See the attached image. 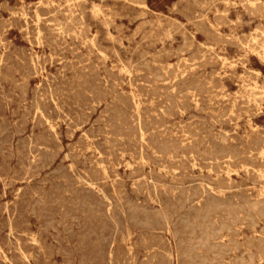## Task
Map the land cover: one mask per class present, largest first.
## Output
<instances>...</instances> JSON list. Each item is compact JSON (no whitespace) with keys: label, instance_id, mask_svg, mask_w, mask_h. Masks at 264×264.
<instances>
[{"label":"rangeland","instance_id":"374dc122","mask_svg":"<svg viewBox=\"0 0 264 264\" xmlns=\"http://www.w3.org/2000/svg\"><path fill=\"white\" fill-rule=\"evenodd\" d=\"M38 1L39 0H0V4H1L0 5V31H1L0 32V59H1L0 62L3 61L2 63H0V84H1V86H0V149H1V151H0V158H1V160H0V172H1V174L3 173L0 176V178H1L0 179V204L2 205V207H0V224H1L0 229L2 228L0 230V254H2L0 256L1 257L0 258V264H2V263L3 264H20V263L21 264H50V263L51 264H61V263L62 264H87V263L93 264L94 262L97 264H105V263L106 264H153V263L161 264L162 262H163L162 264H180V263L186 264L185 261H189L192 257H193V261L191 259L189 262H187V264H191V263L192 264H204V263L207 264V262L209 264H220V262H221V264H222L223 260H225V259L226 260L224 261L223 264H245L246 261H247V263L249 262L248 264H264V261L261 262L259 260V257H260L259 253L261 250H263V247H264V234H263L264 233V224H263L264 223V217H263L264 215H260L264 212V210H262V209H264V176H263L264 175V152H263L264 151V122H263L264 121V91H263L264 90V80H263L264 79V58L261 59L264 56V53H263L264 48H261V47H264V33H263V31H264V14H263V12H264V9H263L264 0H246V1L245 0H131L132 2H130L129 0H84V1L81 0L80 3H78L79 0H70V1L69 0H46V1L41 0L42 2L41 1L38 2ZM228 1L230 2V4ZM70 2H71V4H70ZM133 2H135V3H133ZM258 2H259V4H258ZM261 2H263V3H261ZM44 3H46V4H44ZM54 4H55V6H54ZM66 4H67V6L65 8L64 6ZM81 4H82V6H81ZM256 4L259 5L260 8L258 6H255ZM260 4H261V6L263 5V7H261ZM6 5H7V8H6ZM92 5H94V6H92ZM10 6H11V8H10ZM50 6H52L51 9H48V8H50ZM39 7H41V9ZM96 7H99V8H96ZM251 7H253L254 11L256 10L257 12L256 11L254 12ZM30 8H31V10H30ZM57 8H58V10H57ZM61 8H62V10H61ZM79 8H81L82 11ZM74 9H76V10H74ZM93 9H95V10H93ZM260 9H261V12H260ZM50 10H52V11L54 10V11L52 12ZM65 10H67V11H65ZM258 10H259V12H258ZM72 11L74 12V15H73ZM250 11L253 13H251ZM31 12L33 15L31 14ZM75 12H76V14H75ZM91 12H93V13H91ZM141 12H143V13H141ZM56 14H58V15L56 16ZM36 15H38L39 19L37 18ZM29 16H31V18ZM51 16L54 18V20ZM41 17L44 19H42ZM28 19L30 20L29 22H28ZM230 19H231V21H230ZM61 20H63L64 23L61 22ZM74 20H76V21L74 22ZM4 21L6 24L4 23ZM18 21H19V23H18ZM202 21H203V23H202ZM57 23H59V25ZM66 23H68V24H66ZM76 23H78V24L76 25ZM30 24H31V26H30ZM5 25L7 27H5ZM43 25H44V27H43ZM66 25H68V26H66ZM88 25H90V27ZM205 25L208 27H206ZM260 26H261V28H260ZM47 27L49 29H51L50 32L48 31L49 29ZM19 28L20 29L22 28L21 31ZM83 28H84V31H83ZM54 29H55V34L52 35L54 33ZM60 29H62V30H60ZM65 30L67 31V33L64 32ZM257 31H259L258 34H257ZM78 32H80V33H78ZM216 32H218V33H216ZM254 32H255V34H254ZM83 33L85 34V36ZM259 33L261 34V36ZM39 34H41V35H39ZM217 34H219V37ZM251 34H253V35H251ZM32 35H34V36H32ZM72 35H74V37H72ZM89 35H90V37H89ZM242 35H244V36H242ZM57 36H59V37H57ZM257 36H259V37H257ZM63 37H66L67 39L66 38L62 39ZM80 37H82V38H80ZM237 37H238V40H237ZM241 37H243V38H241ZM260 37H261V39H260ZM244 38H245V40H244ZM3 39L5 42L3 41ZM30 39H31V41H30ZM58 39H60V41ZM232 39H236L235 44L232 42L230 43L229 40L234 42V40H232ZM252 39H253L254 43L252 42ZM256 39H258V41ZM44 40H45V42H44ZM116 40H120V41H116ZM1 41H3L5 44L2 43ZM83 41L84 42L86 41V42L84 43ZM119 42H121V43H119ZM38 43H39V45H38ZM65 43L66 44L68 43L69 47L67 45H65ZM80 43H81V45H80ZM205 43H208V44H205ZM244 43H246V44H244ZM50 45H51V47H49ZM90 45H91V48H90ZM17 46H19V47H17ZM254 46H255V49L253 48ZM15 47H16V50H18V51L15 50ZM207 47H209V48H207ZM247 47H249V48H247ZM19 48H20V50H19ZM210 49H212V51L214 53H212V51ZM61 50H62V52H61ZM168 51H170V52H168ZM24 52H25V56H24ZM79 52L81 53V55ZM28 53H29V55H26ZM95 53H96V55H95ZM156 53H158V54H156ZM191 53H192V55H190ZM207 54H208V56H207ZM215 54H216V56H215ZM63 55H66V57L68 59V60L67 59L66 60H67V62L69 61L68 62L69 64H67L66 60H64L66 57H63ZM71 55H74V56H72L73 58H71ZM197 55L198 56L201 55V57L198 58ZM204 55H205V57H204ZM29 56L31 58H29ZM59 56H61V57H59ZM181 56H182V58H181ZM189 56H190V59H189ZM57 57L59 59H57ZM47 58H48V60H47ZM55 58L57 60H55ZM79 58H81V59H79ZM223 58H225V59H223ZM69 59H71V60H69ZM74 59L76 62L74 61ZM177 59H178V62L176 61ZM184 60H186V61H184ZM189 60H192V61H189ZM204 60H205V62H208V63H205ZM35 61H36V64H35ZM54 61H56V62H54ZM97 61H99L100 63L99 62L97 63ZM174 61H175V63H174ZM201 61H203V62H201ZM64 63H66V64H64ZM71 63H72V65H71ZM182 63L187 68L184 69ZM62 64H64L65 66ZM141 64H142V66H140ZM25 65H27V66H25ZM77 65H78V67L80 66L79 69L77 68ZM163 65H164L165 70L163 68ZM180 65H182V66L179 67L180 68L179 69L178 66H180ZM34 66H35V68H34ZM69 66H70V68H68ZM82 66H84V68H85L84 70L82 69ZM137 66H138V68H137ZM149 66L155 72V74H154V72L152 71V73L154 75L149 71V69H150ZM152 66L155 67L156 69L155 68L153 69ZM170 66H171V70L169 68ZM221 66H222V68H221ZM13 67L16 69H14ZM92 67H93V69H91ZM73 68L75 70H73ZM174 68H177V69H174ZM190 68H192V69L194 68V69L192 70ZM31 69H33V70H31ZM86 69L88 72H86ZM216 69H217V71H216ZM7 70H8V73H7ZM163 70L166 72H164ZM172 70H174V71H172ZM82 71H84V74L82 73ZM143 71L146 73H144ZM232 71H233V75L231 74ZM244 71H245L246 75L244 74ZM252 71H254V72H252ZM23 72H24V74H23ZM73 72H74V74H73ZM116 72H117V74H115ZM171 72H173V73L175 72V73L173 74ZM143 73H144V75H143ZM158 73H159V75H158ZM47 74H49L50 77ZM56 74H58V76ZM63 74H65V75H63ZM96 74H97V76H95ZM179 74H180V76H178ZM247 74H249V75H247ZM80 75H82L83 77H81ZM138 75H140V76H138ZM193 75L195 76V78ZM27 76H28V78H26ZM98 76L99 77L101 76L100 78L102 80H99L100 78H98ZM115 76H117V77H115ZM254 76H255V79L253 78ZM66 77H68V78H66ZM109 77H110V79H109ZM123 77L124 78L126 77V78L124 79ZM190 77L192 80L190 79ZM196 77H198V78H196ZM240 77H242V78H240ZM9 78H11V79H9ZM59 78H61V79L59 80ZM117 78L120 80H118ZM135 78H137V79H135ZM165 78H167V79H165ZM202 78H204V79H202ZM244 78H245V80H244ZM68 79H70L72 81H69ZM97 79H98V81H97ZM131 79H132V81H131ZM147 79L149 80L148 81L149 83L146 82ZM153 79H156V80H153ZM205 79H206V81H205ZM241 79H243V82ZM86 80H88V81H86ZM165 80H167V81H165ZM55 81H56V83H55ZM62 81H63V83H62ZM77 81H79V82H77ZM100 81H101V83H100ZM152 81H156V84ZM175 81H177V82H175ZM192 81L194 84H191ZM8 82H9V84H8ZM109 82H111L113 85L109 84ZM134 82H136V83H134ZM167 82H169V83H167ZM187 82H190V85L187 86V84H188ZM12 83H13V85H12ZM64 83H67V84L64 85ZM78 83L79 84L82 83V84L79 85ZM83 83H84V85H83ZM96 83H98L99 86L95 85ZM102 83L104 84V87H103ZM125 83H128L129 85L125 84ZM199 83H200V85H199ZM238 83H239V85H238ZM91 84L92 85L94 84L93 85L94 87ZM169 84H170V86H169ZM209 84H211L212 86L208 87ZM37 85H38V87H36ZM100 85L102 86V88ZM140 85H142V87H140ZM143 85L145 87H143ZM255 85H256V87H255ZM17 86H19V87L17 88ZM69 86H71V87H69ZM85 86H87V88ZM95 86H97V87H95ZM146 86H148V87H146ZM189 86H191V87H189ZM13 87H14V89H13ZM64 87H66V88L68 87L67 88L68 91H66L67 89ZM153 87H155V88H153ZM156 87L158 90L156 89ZM25 88L27 89V91ZM103 88H105V89H103ZM151 88H152V90H151ZM51 89L53 92L51 91ZM71 89L73 91H71ZM122 89L124 91L126 90L125 91L126 93ZM43 90H44V92H43ZM81 90L83 92H81ZM89 90H90V92H89ZM145 90H146V92H145ZM150 90H151V92H150ZM170 90H171V92H170ZM198 90L201 92H198ZM93 91H95V93L97 94L96 97H94L96 94ZM148 91H149V93H148ZM164 91H166V93L161 94V92L164 93ZM167 91H168V93H167ZM181 91H182V93H181ZM209 91L210 92L213 91V92L210 93ZM236 91L237 92L239 91V94ZM14 92H15V94H14ZM78 92H80V93H78ZM185 92H186V94H185ZM52 93L55 95H53ZM115 93L120 98L119 97L117 98L116 97L117 95H115ZM151 93L152 94L154 93V94L152 95ZM244 93H246V94L243 95ZM91 94H92V96H90ZM182 94H184L185 96L184 95L182 96ZM196 94H198V95H196ZM229 94H230V96H229ZM241 94L244 97L241 96ZM247 94L248 95L250 94V95L248 96ZM158 95H160L162 97L164 95H167V96L164 99V97L162 98ZM193 95H195V97ZM121 96L124 98H122ZM168 96H170V97H168ZM204 96L207 99L204 98ZM89 97L90 98L93 97V99H90ZM103 97H105V98H103ZM212 97L213 98L215 97V98L212 99ZM254 97H256L257 99ZM185 98H187V100H189L190 103L191 102H193V103H191V105H190V103H188V105H187V103H186L187 100ZM221 98H223V99L221 100ZM229 98L231 99L230 101H229ZM24 99H25V101H24ZM78 99L83 103V105L82 104L80 105L81 102ZM85 99H86V101H85ZM118 99H121L122 101H120V100L118 101ZM166 99H168V101ZM210 99L212 100V102ZM61 100H62V102H61ZM94 100H97V101L100 100V101L96 102ZM102 100H104V101H102ZM159 100H161V101H159ZM162 100H164L165 104ZM55 101L57 103H54ZM171 101H174V102L172 103ZM216 101L218 104L216 103ZM6 102H8V103H6ZM70 102H71V104H70ZM136 102H137V104H136ZM170 102L175 107L172 106L170 104ZM183 102H185V103H183ZM43 103H44L45 107L42 105ZM58 103H59V105H58ZM96 103H98V104H96ZM130 103H132L133 105H131ZM241 103H243V104H241ZM252 103L254 105L253 108L251 107ZM31 104H33L36 108ZM153 104H155V105H153ZM158 104H159V106H158ZM161 104L165 105L164 106L165 108H163V106ZM210 104L211 105L214 104V105L211 106V108H210ZM107 105H108V108H107ZM115 105H117L118 107ZM207 105H208V107H207ZM237 105H238V107H237ZM143 106H145L144 107L145 110L142 109ZM154 106H156V107H154ZM64 107H66V108H64ZM71 107H73L74 109ZM112 107H114L113 110L111 109ZM23 108H24V110H23ZM26 108H28V109L26 110ZM67 108H68V110H67ZM137 108L139 110H137ZM152 108H156V109H152ZM168 108H171V109H168ZM245 108L248 110L246 111ZM88 109H90V110H88ZM114 109H116V110H114ZM205 109H207V111ZM11 110H13V111H11ZM29 110L31 113L28 112ZM51 110H52V112H51ZM77 110H79V111H77ZM130 110H131V112H130ZM149 110H150V112H149ZM214 110H216V111H214ZM142 111H143V113H142ZM171 111H172V113H170ZM178 111H179V113H178ZM221 111L223 113H221ZM231 111H233L234 113ZM235 111L238 113H236ZM242 111L245 114L242 113ZM35 112H37L38 114ZM173 112H175L176 114ZM182 112H183V114H181ZM211 112H213V113H211ZM252 112L254 113L253 115H251ZM11 113H12V115H11ZM130 113H131V115L132 114L133 115L131 116ZM150 114H152L151 117H149ZM28 115L30 117H28ZM45 115L46 116L48 115V116L46 117ZM99 115H101V118ZM107 115H110V117ZM111 115H113V116H111ZM115 115H117V116H115ZM135 115H137L138 120L135 118L136 117ZM158 115H159V117H157ZM193 115H194V117H193ZM215 115H218V116L221 115V117L220 116L218 117ZM63 116H65V117H63ZM125 116H126V118H124ZM129 116H130V118H129ZM163 116H164V118H163ZM143 117L144 118L146 117V120ZM154 117H155V119H154ZM39 118H42V119L39 120ZM60 118H61V120L59 121ZM78 118H79V120H78ZM87 118H88V120H87ZM34 119H35V121H34ZM97 119L99 120V122H97L98 121ZM108 119H111V120L108 121ZM5 120H6V122H5ZM132 120H134V121H132ZM143 120H145V121H143ZM152 120L155 123H152L153 122ZM156 120H157V122H156ZM168 120H169V122H168ZM114 121L117 122L118 125ZM150 121H151V123H150ZM218 121H220V122H218ZM56 122L60 126L57 125ZM76 122H78V123H76ZM96 122H97V124H96ZM113 122H114V124H113ZM120 122H122V123H120ZM127 123L128 124L130 123V124L128 125ZM136 123H138V125ZM185 123H187V125H189V127L188 126L185 127L186 125L185 126L183 125ZM200 123H201V125H200ZM78 124H80V125L77 126ZM81 124H83V125H81ZM102 124H103V126H102ZM180 124H181V127H179ZM194 124H195V126L196 125L197 126L199 125V126L195 127ZM90 125H92V126H90ZM126 125H128V126H126ZM144 125H147V126L145 127ZM203 125L206 128H204ZM117 126H120V128L122 130L120 131V129H117L116 128ZM121 126H123V127H121ZM154 126H156L155 129H154ZM191 126H192V128H191ZM3 127L4 128L7 127V128L3 129ZM15 127L18 128V130H20V131L16 130ZM89 127H91V128L89 129ZM100 127L103 129H101ZM107 127H109V128H107ZM144 127H145V130L143 129ZM43 128H44V130H42ZM166 128H169V129L166 130ZM186 128L190 131H188ZM196 128H198V129H196ZM200 128H204V130L203 129L200 130ZM219 128H221L222 130ZM262 128H263V130H262ZM65 129H66V131H65ZM85 129H87L88 135L85 134L86 133ZM114 129L119 130L124 135L121 134L119 131L117 133V130H115V132L112 131ZM182 129H186L188 132L186 130H182ZM2 130H4V131H2ZM32 130H33V132H32ZM46 130H48V132ZM103 130H104V132H103ZM107 130L109 132H107ZM124 130H127V131H124ZM157 130H159L160 133ZM164 130L167 133H165ZM129 131H130V133H129ZM194 131L196 133H194ZM257 131H258V133H257ZM17 132H19V133H17ZM64 132H66V133H64ZM156 132H158V133H156ZM184 132L186 133V135ZM209 132L211 134H209ZM111 133H116V134H111ZM179 133H181V135ZM220 133H221V135H220ZM250 133L253 135H251ZM254 133H256L257 137ZM12 134H14V135H12ZM120 134H121V136H120ZM131 134L133 137H131ZM176 134H177V136H176ZM191 134H192V136H191ZM49 135H51V136H49ZM115 135L117 137H115ZM142 135H145V136L143 137ZM194 135H196L197 138ZM201 135L203 136V138ZM239 135H241V136L239 137ZM82 136H84V137H82ZM98 136H99V138H98ZM186 136H187V138H183ZM210 136H211V138H210ZM251 136L252 137L254 136V137L250 138ZM103 137H104V139H103ZM160 137H162V138H160ZM128 138H129V140H128ZM136 138L137 139L139 138L138 141L135 140ZM158 138H159V140H158ZM181 138H183L184 140ZM237 138L239 140H237ZM2 139H3V141H2ZM10 139H12V140L10 141ZM22 139H24V140H22ZM58 139H59V141H58ZM83 139H85V142ZM162 139L164 141H162ZM199 139H200L201 143L198 142ZM96 140L99 141V143H97ZM156 140H158V141H156ZM171 140H172V142H171ZM176 140H178L177 144H175ZM8 141H9V143H8ZM38 141L39 142L41 141V143H39ZM43 141H45V142H43ZM47 141H48V143H47ZM114 141H115V143H114ZM165 141H167L166 144H168V146L165 144ZM173 141H175V142L173 143ZM202 141H203V143H202ZM157 142H158V144H157ZM214 142H217L219 145L217 143H214ZM49 143H50V145H49ZM53 143L54 144L56 143V144L54 145ZM85 143L87 146L85 145ZM163 143L165 144V146ZM172 143L175 144V146L172 145V147H170ZM229 143H230V145H227ZM248 143L251 145H248ZM26 144H28V145H26ZM66 144H67V146H66ZM72 144H74V145H72ZM78 144H79V146H78ZM80 144H83V145H80ZM123 145L125 146V149H124ZM158 145H159V147L161 146L160 150L162 148L165 150L159 151ZM196 145H197L198 149H197ZM212 145H214V147ZM223 145H225V146H223ZM166 146L169 148H166ZM20 147H21V149H20ZM93 147H94V150H93ZM97 147H100V148L97 149ZM117 147L119 148V150ZM193 147H194V149H193ZM30 148H31V150H30ZM34 148H37V150ZM68 148L71 150H69ZM101 148H103V150ZM109 148H110V150H109ZM173 148H176V149H173ZM211 148H212V150H211ZM214 148H215V150H214ZM233 148H234V150H233ZM4 149H7V150H4ZM44 149H45V151L43 154L42 152ZM150 149H152V150H150ZM203 149H205V152ZM229 149H230V151H228ZM52 150L55 153H52ZM82 150H83V152H82ZM99 150L102 152H99ZM112 150H114L115 152L114 151L111 152ZM130 150L132 152H130ZM137 150L139 151L140 154L138 153ZM106 151L108 153H106ZM207 151L208 152L211 151V152L208 154ZM256 151H258V152H256ZM134 152H136V153H134ZM164 152H167V153H164ZM229 152H230V154H229ZM248 152L250 153V156H252V157L249 156ZM45 153H47V154H45ZM76 153H78L77 154L78 156L76 155ZM82 153H83V155H82ZM131 153H133V154H131ZM216 153L219 157L216 155ZM49 154L51 157L49 156ZM243 154H245L246 156ZM65 155H67V156H65ZM84 155H85V157H84ZM165 155H166V157H165ZM173 155H175V156H173ZM214 155H216V156H214ZM241 155H243V156H241ZM40 156H41V158H40ZM75 156H77V157H75ZM114 156H116V157H114ZM190 156H192V157H190ZM197 156L198 157L200 156V157L198 158ZM211 156L214 157L215 160H213ZM234 156H236V157H234ZM254 156H255V158H254ZM73 157H75V158H73ZM185 157H186V159H185ZM217 157L221 160L219 161V159H217ZM27 158H28V160H27ZM37 158L41 159V160H37ZM114 158H115V160H114ZM5 159L8 161H6ZM30 159H32V160H30ZM104 159H105V161H104ZM122 159H124V161H122ZM88 160L90 162H88ZM119 160H121V162ZM1 161L3 162V164L1 163ZM113 161L114 162L116 161V163H114ZM126 161L128 164L130 162L131 163L128 165L126 163ZM6 162H8V163H6ZM43 162H45V163H43ZM93 162L95 163V165L92 164ZM143 162H146V164ZM216 162H218V163H216ZM238 162H240V163H238ZM36 163H37V165H36ZM132 163H134L133 166H132ZM191 163H193V164H191ZM45 164H47V165H45ZM48 164H49V166H48ZM116 165H117V167H116ZM178 165H180L182 168ZM235 165L238 167H236ZM246 165H247V167H246ZM258 165H260V166H258ZM22 166H24V167H22ZM56 166H58V167L55 168ZM115 167L117 169H115ZM137 167L139 168V170H137L138 169ZM140 167H142V170L140 169ZM158 167L160 169H158ZM207 167H209V168H207ZM252 167H254V168H252ZM220 168H223V169H220ZM4 169H6V171ZM60 169H62V170H60ZM114 169H115V171H114ZM210 169H212L213 171ZM237 169H238V171H237ZM90 170L92 173H90ZM93 170H95V171H93ZM109 170H111V171H109ZM173 171L176 174V176H172V175H175L173 173ZM219 171H220V173H219ZM246 171H247V173H246ZM48 172L50 173L49 176L47 174ZM95 172L97 175L94 174ZM130 172L133 174V176H130L131 175ZM135 172H137V173H135ZM255 172L258 174L256 175ZM259 172H260V174H259ZM51 173L54 175H52ZM65 173L68 175L62 176V175H65ZM115 173H118V175H119V176L117 175L118 178L115 177L116 176ZM12 174H13V176H12ZM20 174H21V176H20ZM29 174H30V176H29ZM191 174H192V176H191ZM17 175H18V177L19 176L20 177L18 178ZM36 175H38V176H36ZM58 175L61 177H59ZM71 175H72V177H71ZM113 175H114V177H113ZM78 177H79V179H78ZM11 178H13V179H11ZM115 178L118 179V181L120 182L121 185H119L118 181ZM174 178H175V180H174ZM51 179H52V181L53 180L54 181L52 182ZM112 180L114 182H112ZM227 180L229 182H227ZM47 181H49L50 183ZM68 182L72 185H70ZM79 183H81V184H79ZM131 183H133V185ZM138 183H140V184H138ZM157 183H159V184H157ZM73 184H75V185H73ZM138 185H140L141 189L143 187L145 189L144 188L142 190L139 189ZM64 187H65V189H64ZM96 187H98V188H96ZM23 188H25V189H23ZM183 189H184V194H183ZM59 190H61V191H59ZM70 190H71V192H70ZM80 190H83V192ZM101 190L103 193L104 192L105 193L103 194L101 192ZM158 190H159V192H158ZM186 190H187V192H186ZM202 190H203V192H202ZM34 191L36 192V194ZM54 191L56 193H58V195L56 194L58 196V198L59 197L61 198V196H62L63 199L61 198V199L57 200V197L55 196ZM88 191H89V193H88ZM91 191H92V193H91ZM31 192H33V193H31ZM157 192L160 195H158ZM231 192H232V194H231ZM28 193H30V194H28ZM59 193H62V194H59ZM169 193H171V194L169 195ZM15 194H17V195H15ZM92 194H94V195H92ZM220 194H222L223 197H221ZM90 195H91V197H90ZM105 195L107 198L105 197ZM31 196H32V198H31ZM87 196H88V198H87ZM98 196H99V198H98ZM191 196L195 200L191 199L192 198ZM214 196H216L215 202H214V199H215ZM29 197L31 198V201H27V200H30ZM67 197H69V199ZM127 197L129 198L128 200H127ZM175 197H177V199ZM182 197H184V198H182ZM53 198L55 200H53ZM112 198H114V199H112ZM202 198H204V199H202ZM217 198H219V199H217ZM224 198L226 200H228V199L229 200L226 201ZM21 199H23V200H21ZM65 199H66V202L64 201ZM148 199H150V200H148ZM153 199L155 200V202ZM89 200H91V201H89ZM146 200H148V201H146ZM9 201H10V203H9ZM59 202L61 204H59ZM86 202L89 206L86 204ZM90 202H92V204ZM122 202H123V204H122ZM126 202H127V204H126ZM133 202L134 203L136 202L137 205H136V203L133 204ZM195 202H197V203H195ZM209 202H211V203H209ZM249 202H251V203H249ZM259 202L260 203L263 202V203L260 204ZM64 203H65V205H64ZM178 203H180V204H178ZM247 203H249V204L247 205ZM68 204L70 206H67ZM128 204L132 205V208ZM206 204H207V206H206ZM126 205H127V207H126ZM181 205H183L184 207ZM218 205H219V207H218ZM52 206H53V208H52ZM61 206H63V207H61ZM77 206H79V207L77 208ZM190 206H192V207L190 208ZM203 206H205V207H203ZM249 206H251V207H249ZM262 206H263V208H262ZM84 207H86V208H84ZM89 207H91V209ZM100 207H102L104 209H101ZM119 207H121V208H119ZM136 207L137 208L140 207V208L137 209ZM239 207H241V208H239ZM126 208L131 209L130 212ZM255 208H256V210H255ZM55 209H57V210H55ZM193 209H195V210H193ZM206 209H209V210H207L208 212H206ZM235 209H237V210H235ZM260 209L262 210V212ZM1 210L3 213L1 212ZM39 210H40V212H39ZM52 210H54V211H52ZM139 210H141V211H139ZM259 210H260V212H259ZM79 211H81V212H79ZM147 211H148V214H150V215L152 214L151 215L152 217L150 215H147ZM153 211L155 213H157V215ZM186 211L189 213H187ZM238 211H239L240 215H239ZM246 211L248 212V214ZM54 212H55V214H54ZM115 212H116V214H115ZM184 212L186 213V217H185ZM232 212H233V214H232ZM67 213H68V215H67ZM89 214H90V216H89ZM206 214H207V216L209 215L208 218L211 217L212 220H207L208 218H207ZM221 214H224L225 216H222ZM9 215H11V216H9ZM14 215H15V217H14ZM21 215H22V217H21ZM55 215H58V216H55ZM145 215H147V216L144 217ZM197 215H199L201 217H198ZM234 215H236V216H234ZM95 216H96V219H95ZM88 217H91V218H88ZM114 217H116V218L113 219ZM142 217H144V218H142ZM148 217H150V218H148ZM213 217H216V218H213ZM225 217H226V219H225ZM252 217H253V219H252ZM183 218H186V219L182 220ZM243 218H245V219L243 220ZM192 219H193V221H191ZM201 219H204V222H206V221L211 222V221H214V219H216L217 221L215 220L214 223L212 222V224L208 222V224H209L208 225L207 223H204ZM15 220H16L17 224H16ZM41 220H43V221H41ZM122 220H123L124 224L122 223ZM188 220L191 222H189ZM12 221H13V224H12ZM22 221H24L26 224ZM54 221H56L57 224ZM79 221H81L84 225H82V223ZM159 221H160V223H159ZM163 221H164V223H163ZM234 221H236V222H234ZM20 222H22V223H20ZM192 222H193V224H192ZM198 222H199V224L197 225ZM132 223H134V224H132ZM182 223H184L183 226H182ZM63 224H64V226H62ZM86 224L89 227H87ZM92 224L94 227L92 226ZM108 224H109V226H108ZM163 224H165L166 226ZM179 224L182 227L179 226ZM194 224H195V226H194ZM201 224H202V226H201ZM204 224H207V225H204ZM218 224H220L221 226ZM71 225H73V226H71ZM133 225H134V228H133ZM136 225H137V228L135 227ZM147 225L149 228L146 227ZM184 225H185V227H184ZM119 226H121V227H119ZM126 226H129V227H126ZM186 226L191 228V230ZM229 226H230V228H228ZM91 227L94 229H92ZM225 227L229 230H227ZM50 228H52L53 230ZM95 228L97 230H95ZM164 228L165 229L167 228V229L164 230ZM75 229H78L79 231L78 230L76 231ZM156 229H157V231H156ZM193 229H194V231H193ZM216 229L218 231H216ZM80 230L82 233L80 232ZM94 230L97 232H95ZM207 230H209L210 232ZM192 231L195 234L192 233ZM200 231H201V233L203 231V234H200ZM234 231H236V232H234ZM251 231H253V232H251ZM12 232H15V233H12ZM214 232L217 233V234H215V236H214ZM7 233H9V234H7ZM115 233H116V235H115ZM145 233H146V235H145ZM211 233H213L214 237L212 236ZM28 234L32 235V236L30 237ZM15 235H17L18 237H16ZM33 235H34V237H33ZM73 235H75V239H74ZM121 235L123 238H121ZM207 235H209V238ZM2 236L4 237L3 239H2ZM99 236H100V238H99ZM151 236L153 237V240L155 239L154 242H153ZM116 237L119 238V240L120 239L121 240L119 241ZM178 237H179V241H178ZM181 237H182V239L180 240ZM187 237L192 241L190 242V240H188ZM229 237H230V241L228 240ZM33 238L34 239L36 238L35 239L36 241ZM62 238L64 240L66 239V241H64ZM79 238H82V239L84 238V239L81 240ZM89 238H91V239H89ZM114 238H116V241ZM128 238L130 241L127 240ZM163 238L165 240L163 243H161V241H163ZM197 238L198 239L200 238V239L198 240ZM69 239L72 241H70ZM85 239H87L86 242L84 241ZM140 239H142V240L144 239V240L142 241ZM148 239L149 240L151 239L150 242L147 241ZM234 239H235V241H231ZM19 240L21 242H19ZM29 241H31V242H29ZM79 241H80V243H79ZM187 241L190 243H188ZM207 241L209 244L206 243ZM216 241H217V243H216ZM22 242H23V244H22ZM200 242L201 243L204 242L203 245H201ZM220 242H221V245H219ZM245 242H246V244H245ZM20 243H21V245H20ZM82 243L84 244V246ZM210 243H212V244H210ZM232 243L235 244L236 246L233 245ZM9 244H10V246H9ZM56 244H58V245H56ZM190 244H192V245L194 244V246L192 247V245H190ZM207 244L210 247H208ZM21 246H25V247L23 248ZM146 246H147V248H149V250L146 248ZM150 246H151V249H150ZM168 246H169V248H168ZM188 246H190V248ZM197 246H198V248H197ZM108 247H109V249H108ZM153 247H154V249H153ZM213 247L216 249H214ZM155 248H156V250H155ZM162 248L163 249L167 248V249H164L166 252ZM186 248L190 251H187ZM195 248H196V250H195ZM209 248H211V249L213 248L214 251L212 249V251H213L212 252L211 249H209ZM7 249H9V250H7ZM23 249H25V250L23 251ZM44 249L46 250V253H45ZM184 249H186L185 252L183 251ZM208 249L210 251H208ZM228 249H230V250H228ZM85 250H88V251H85ZM116 250H118V251L116 252ZM218 250L222 251V252L225 250L224 254L227 253V255L226 254L224 255L222 252L217 253ZM227 250L229 251V253ZM159 251H161V252H159ZM175 251H177V252H175ZM253 251L255 254L253 253ZM118 252L120 254H118ZM182 252H184L185 254ZM186 252L188 255L186 254ZM194 252H196V253H194ZM202 252H204V253H202ZM241 252H242L243 256H242ZM29 253L31 255H29ZM108 254L110 256H108ZM113 254L115 255V257ZM155 254H157V255H155ZM170 254L171 255L173 254V255L171 256ZM199 254H201V255H199ZM252 254H253V256H252ZM95 255L96 256L98 255V256L95 257ZM135 255H137V256H135ZM154 255H155V258H154ZM189 255H190V257H189ZM203 255L205 257H203ZM222 255H224V256L221 258L220 256H222ZM248 255L250 257H248ZM31 256H34V257L32 258ZM75 256H76V258H75ZM157 256H159L160 258H158ZM170 256H171V258H170ZM196 256L197 257L199 256L201 258H197ZM209 256H211V259ZM214 256H215V258H214ZM94 257H95V259H94ZM177 257L178 258L180 257V259L182 257V259L180 260ZM242 257H243V259H242ZM111 258L114 260H112ZM123 258H125V259H123ZM133 258H135V260ZM151 258H152V263H151ZM168 258H170V260ZM183 258H186V260ZM218 258L220 260L221 259L222 260L219 262ZM239 258H241V259L239 260ZM250 258H252V260ZM159 259H161V260H159ZM163 259L164 260L166 259V260L164 261ZM171 259H172V261H171ZM197 259H198V261H197ZM209 259L212 261H210ZM24 260H25V262H24ZM93 260H94V262H93ZM146 260H150V261L147 262ZM182 260H183V262H182ZM140 261H141V263H139ZM202 261H203V263H202ZM40 262H42V263H40ZM211 262H213V263H211Z\"/></svg>","mask_w":264,"mask_h":264},{"label":"bare ground","instance_id":"6f19581e","mask_svg":"<svg viewBox=\"0 0 264 264\" xmlns=\"http://www.w3.org/2000/svg\"><path fill=\"white\" fill-rule=\"evenodd\" d=\"M39 1H41V0H39ZM39 1H38V2H39ZM42 1H43V0H42ZM42 1H41V2H42ZM45 1H46V0H45ZM69 1H70V0H69ZM80 1H81V0H79L78 3H80ZM83 1H84V0H83ZM129 1L132 2L131 0H129ZM245 1H246V0H245ZM6 2H7V1H6ZM36 2H37V1H36ZM58 2H59V1H58ZM64 2H65V1H64ZM71 2H72V1H71ZM71 2H70V4H71ZM228 2H229V1H228ZM235 2H236V1H235ZM251 2H252V1H251ZM54 3H55V2H54ZM76 3H77V2H76ZM133 3H135V2H133ZM253 3H254V2H253ZM261 3H263V2H261ZM28 4H29V3H28ZM38 4H39V3H38ZM44 4H46V3H44ZM82 4H83V3H82ZM82 4H81V6H82ZM173 4H174V3H173ZM229 4H230V2H229ZM247 4H248V3H247ZM258 4H259V2H258ZM0 5H1V4H0ZM36 5H37V4H36ZM39 5H40V4H39ZM79 5H80V4H79ZM241 5H242V4H241ZM248 5H249V4H248ZM45 6H46V5H45ZM54 6H55V4H54ZM54 6H53V7H54ZM66 6H67V4H66L64 7L66 8ZM92 6H94V5H92ZM245 6H246V5H245ZM250 6H251V5H250ZM252 6H253V5H252ZM255 6H258V7H259V5H257V4H256ZM260 6H261V4H260ZM15 7H16V6H15ZM26 7H27V6H26ZM36 7H37V6H36ZM42 7H43V6H42ZM51 7H52V6H50V8H48V9H51ZM73 7H74V6H73ZM258 7H257V8H258ZM261 7H263V5H262ZM6 8H7V5H6ZM10 8H11V6H10ZM34 8H35V7H34ZM37 8H38V7H37ZM37 8H36V9H37ZM39 8L41 9V7H39ZM44 8H45V7H44ZM96 8H99V7H96ZM173 8H174V7H173ZM251 8H252V10L254 11V8H253V7H251ZM259 8H260V7H259ZM259 8H258V9H259ZM71 9H72V8H71ZM79 9L81 10V8H79ZM263 9H264V7H263ZM10 10H11V9H10ZM13 10H14V9H13ZM15 10H16V9H15ZM17 10H18V9H17ZM22 10H23V9H22ZM22 10H21V11H22ZM28 10H29V9H28ZM30 10H31V8H30ZM57 10H58V8H57ZM61 10H62V8H61ZM67 10H68V9H67ZM67 10H65V11H67ZM74 10H76V9H74ZM93 10H95V9H93ZM223 10H224V9H223ZM36 11H37V10H36ZM41 11H42V10H41ZM50 11H52V10H50ZM53 11H54V10H53ZM53 11H52V12H53ZM81 11H82V10H81ZM97 11H98V10H97ZM255 11H256V10H255ZM255 11H254V12H255ZM29 12H30V11H29ZM38 12H39V11H38ZM48 12H49V11H48ZM63 12H64V11H63ZM63 12H62V13H63ZM68 12H69V11H68ZM224 12H225V11H224ZM250 12H251V11H250ZM256 12H257V11H256ZM258 12H259V10H258ZM260 12H261V9H260ZM262 12H263V11H262ZM33 13H34V12H33ZM50 13H51V12H50ZM72 13H73V15H74V12H73V11H72ZM91 13H93V12H91ZM141 13H143V12H141ZM220 13H221V12H220ZM251 13H253V12H251ZM31 14H32V12H31ZM75 14H76V12H75ZM96 14H97V13H96ZM263 14H264V12H263ZM32 15H33V14H32ZM47 15H48V14H47ZM57 15H58V14H56V16H57ZM59 15H60V14H59ZM66 15H67V14H66ZM79 15H80V14H79ZM92 15H93V14H92ZM105 15H106V14H105ZM138 15H139V14H138ZM219 15H220V14H219ZM36 16H37V18H38V15H36ZM44 16H45V15H44ZM26 17H27V16H26ZM29 17L31 18V16H29ZM34 17H35V16H34ZM51 17H52V16H51ZM67 17H68V16H67ZM102 17H103V16H102ZM224 17H225V16H224ZM11 18H12V17H11ZM14 18H15V17H14ZM41 18H42V17H41ZM52 18H53V17H52ZM57 18H58V17H57ZM95 18H96V17H95ZM201 18H202V17H201ZM38 19H39V18H38ZM42 19H44V18H42ZM80 19H81V18H80ZM101 19H102V18H101ZM101 19H100V20H101ZM225 19H226V18H225ZM228 19H229V18H228ZM15 20H16V19H15ZM17 20H18V19H17ZM53 20H54V18H53ZM53 20H52V21H53ZM191 20H192V19H191ZM191 20H190V21H191ZM226 20H227V19H226ZM29 21H30V20L28 19V22H29ZM75 21H76V20H74V22H75ZM98 21H99V20H98ZM230 21H231V19H230ZM31 22H32V21H31ZM33 22H34V21H33ZM61 22H63V20H61ZM79 22H80V21H79ZM139 22H140V21H139ZM139 22H138V23H139ZM4 23H5V21H4ZM18 23H19V21H18ZM37 23H38V22H37ZM55 23H56V22H55ZM63 23H64V22H63ZM63 23H62V24H63ZM80 23H81V22H80ZM80 23H79V24H80ZM100 23H101V22H100ZM161 23H162V22H161ZM202 23H203V21H202ZM204 23H205V22H204ZM5 24H6V23H5ZM8 24H9V23H8ZM12 24H13V23H12ZM28 24H29V23H28ZM31 24H32V23H31ZM31 24H30V26H31ZM45 24H46V23H45ZM53 24H54V23H53ZM57 24L59 25V23H57ZM66 24H68V23H66ZM77 24H78V23H76V25H77ZM83 24H84V23H83ZM83 24H82V25H83ZM15 25H16V24H15ZM39 25H40V24H39ZM85 25H86V24H85ZM85 25H84V26H85ZM106 25H107V24H106ZM136 25H137V24H136ZM19 26H20V25H19ZM23 26H24V25H23ZM40 26H41V25H40ZM40 26H39V27H40ZM66 26H68V25H66ZM66 26H65V27H66ZM88 26L90 27V25H88ZM205 26H206V25H205ZM205 26H204V27H205ZM257 26H258V25H257ZM5 27H7V26L5 25ZM43 27H44V25H43ZM45 27H46V26H45ZM85 27H86V26H85ZM206 27H208V26H206ZM206 27H205V28H206ZM47 28H48V27H47ZM63 28H64V27H63ZM66 28H67V27H66ZM79 28H80V27H79ZM137 28H138V27H137ZM256 28H257V27H256ZM260 28H261V26H260ZM19 29H20V28H19ZM21 29H22V28H21ZM21 29H20V31H21ZM23 29H24V28H23ZM31 29H32V28H31ZM31 29H30V30H31ZM40 29H41V28H40ZM45 29H46V28H45ZM48 29H49V28H48ZM73 29H74V28H73ZM230 29H231V28H230ZM262 29H263V28H262ZM1 30H2V29H1ZM42 30H43V29H42ZM50 30H51V29H49L48 31L50 32ZM60 30H62V29H60ZM75 30H76V29H75ZM108 30H109V29H108ZM43 31H44V30H43ZM83 31H84V28H83ZM90 31H91V30H90ZM214 31H215V30H214ZM229 31H230V30H229ZM0 32H1V31H0ZM56 32H57V31H56ZM64 32L67 33L66 30H65ZM69 32H70V31H69ZM258 32H259V31H257V34H258ZM27 33H28V32H27ZM38 33H39V32H38ZM78 33H80V32H78ZM84 33H85V32H84ZM84 33H83V34H84ZM216 33H218V32H216ZM250 33H251V32H250ZM263 33H264V31H263ZM263 33H262V34H263ZM1 34H2V33H1ZM23 34H24V33H23ZM32 34H33V33H32ZM34 34H35V33H34ZM51 34H52V33H51ZM54 34H55V29H54V33H53L52 35H54ZM70 34H71V33H70ZM228 34H229V33H228ZM245 34H246V33H245ZM254 34H255V32H254ZM259 34H260V33H259ZM39 35H41V34H39ZM87 35H88V34H87ZM168 35H169V34H168ZM217 35H218V37H219V34H217ZM248 35H249V34H248ZM248 35H247V36H248ZM251 35H253V34H251ZM22 36H23V35H22ZM32 36H34V35H32ZM63 36H64V35H63ZM78 36H79V35H78ZM84 36H85V34H84ZM106 36H107V35H106ZM231 36H232V35H231ZM237 36H238V35H237ZM242 36H244V35H242ZM260 36H261V34H260ZM23 37H24V36H23ZM54 37H55V36H54ZM57 37H59V36H57ZM72 37H74V35H72ZM89 37H90V35H89ZM89 37H88V38H89ZM184 37H185V36H184ZM226 37H227V36H226ZM229 37H230V36H229ZM250 37H251V36H250ZM257 37H259V36H257ZM257 37H256V38H257ZM2 38H3V37H2ZM5 38H6V37H5ZM64 38H66V37H63L62 39H64ZM80 38H82V37H80ZM83 38H84V37H83ZM86 38H87V37H86ZM93 38H94V37H93ZM241 38H243V37H241ZM247 38H248V37H247ZM247 38H246V39H247ZM56 39H57V38H56ZM66 39H67V38H66ZM84 39H85V38H84ZM258 39H259V38H258ZM258 39H256V40L258 41ZM260 39H261V37H260ZM7 40H8V39H7ZM10 40H11V39H10ZM58 40L60 41V39H58ZM70 40H71V39H70ZM92 40H93V39H92ZM185 40H186V39H185ZM232 40H234V42L231 41V40H229L230 43L232 42V43L235 44V43H236V42H235L236 39H232ZM237 40H238V37H237ZM244 40H245V38H244ZM249 40H250V39H249ZM256 40H255V41H256ZM3 41H4V39H3ZM3 41H1V42L4 43L5 41H4V42H3ZM30 41H31V39H30ZM40 41H41V40H40ZM40 41H39V42H40ZM56 41H57V40H56ZM62 41H63V40H62ZM114 41H115V40H114ZM116 41H120V40H116ZM159 41H160V40H159ZM225 41H226V40H225ZM241 41H242V40H241ZM44 42H45V40H44ZM83 42H84V41H83ZM85 42H86V41H85ZM85 42H84V43H85ZM183 42H184V41H183ZM205 42H206V41H205ZM226 42H227V41H226ZM245 42H246V41H245ZM249 42H250V41H249ZM252 42H253V39H252ZM48 43H49V42H48ZM54 43H55V42H54ZM87 43H88V42H87ZM119 43H121V42H119ZM171 43H172V42H171ZM175 43H176V42H175ZM242 43H243V42H242ZM253 43H254V42H253ZM4 44H5V43H4ZM10 44H11V43H10ZM10 44H9V45H10ZM40 44H41V43H40ZM89 44H90V43H89ZM203 44H204V43H203ZM205 44H208V43H205ZM244 44H246V43H244ZM247 44H248V43H247ZM6 45H7V44H6ZM6 45H5V46H6ZM38 45H39V43H38ZM65 45H67V46L69 47V44H68V43H67V44L65 43ZM80 45H81V43H80ZM96 45H97V44H96ZM99 45H100V44H99ZM183 45H184V44H183ZM183 45H182V46H183ZM209 45H210V44H209ZM240 45H241V44H240ZM14 46H15V45H14ZM62 46H63V45H62ZM67 46H66V47H67ZM76 46H77V45H76ZM101 46H102V45H101ZM182 46H181V47H182ZM187 46H188V45H187ZM207 46H208V45H207ZM8 47H9V46H8ZM17 47H19V46H17ZM49 47H51V45H50ZM74 47H75V46H74ZM77 47H78V46H77ZM94 47H95V46H94ZM123 47H124V46H123ZM22 48H23V47H22ZM26 48H27V47H26ZM75 48H76V47H75ZM75 48H74V49H75ZM90 48H91V45H90ZM98 48H99V47H98ZM102 48H103V47H102ZM205 48H206V47H205ZM207 48H209V47H207ZM247 48H249V47H247ZM253 48L255 49V46H254ZM261 48H264V47H261ZM23 49H24V48H23ZM23 49H22V50H23ZM29 49H30V48H29ZM48 49H49V48H48ZM50 49H51V48H50ZM259 49H260V48H259ZM15 50H16V47H15ZM19 50H20V48H19ZM33 50H34V49H33ZM57 50H58V49H57ZM59 50H60V49H59ZM68 50H69V49H68ZM68 50H67V51H68ZM75 50H76V49H75ZM101 50H102V49H101ZM168 50H169V49H168ZM186 50H187V49H186ZM205 50H206V49H205ZM210 50L212 51V49H210ZM248 50H249V49H248ZM252 50H253V49H252ZM3 51H4V50H3ZM16 51H18V50H16ZM23 51H24V50H23ZM69 51H70V50H69ZM69 51H68V52H69ZM115 51H116V50H115ZM170 51H171V50H170ZM170 51H168V52H170ZM178 51H179V50H178ZM182 51H183V50H182ZM202 51H203V50H202ZM208 51H209V50H208ZM256 51H257V50H256ZM7 52H8V51H7ZM10 52H11V51H10ZM26 52H27V51H26ZM61 52H62V50H61ZM70 52H71V51H70ZM96 52H97V51H96ZM103 52H104V51H103ZM175 52H176V51H175ZM206 52H207V51H206ZM259 52H260V51H259ZM12 53H13V52H12ZM19 53H20V52H19ZM72 53H73V52H72ZM72 53H71V54H72ZM79 53H80V52H79ZM193 53H194V52H193ZM198 53H199V52H198ZM212 53H214V52L212 51ZM263 53H264V52H263ZM13 54H14V53H13ZM48 54H49V53H48ZM48 54H47V55H48ZM74 54H75V53H74ZM82 54H83V53H82ZM89 54H90V53H89ZM92 54H93V53H92ZM98 54H99V53H98ZM102 54H103V53H102ZM105 54H106V53H105ZM115 54H116V53H115ZM156 54H158V53H156ZM175 54H176V53H175ZM199 54H200V53H199ZM210 54H211V53H210ZM26 55H29V53L26 54ZM41 55H42V54H41ZM60 55H61V54H60ZM80 55H81V53H80ZM95 55H96V53H95ZM190 55H192V53H191ZM211 55H212V54H211ZM256 55H257V54H256ZM20 56H21V55H20ZM24 56H25V52H24ZM30 56H31V55H30ZM30 56H29V58H31ZM48 56H49V55H48ZM53 56H54V55H53ZM72 56H74V55H71V58H73ZM84 56H85V55H84ZM84 56H83V57H84ZM107 56H108V55H107ZM140 56H141V55H140ZM197 56H198V55H197ZM207 56H208V54H207ZM207 56H206V57H207ZM215 56H216V54H215ZM215 56H214V57H215ZM6 57H7V56H6ZM27 57H28V56H27ZM41 57H42V56H41ZM59 57H61V56H59ZM63 57H66V55H63ZM80 57H81V56H80ZM83 57H82V58H83ZM193 57H194V56H193ZM199 57H201V55L198 56V58H199ZM204 57H205V55H204ZM17 58H18V57H17ZM45 58H46V57H45ZM45 58H44V59H45ZM74 58H75V57H74ZM77 58H78V57H77ZM85 58H86V57H85ZM152 58H153V57H152ZM174 58H175V57H174ZM181 58H182V56H181ZM238 58H239V57H238ZM263 58H264V56H263L261 59H263ZM12 59H13V58H12ZM37 59H38V58H37ZM39 59H40V58H39ZM57 59H59V58L57 57ZM57 59L55 58V60H57ZM63 59H64V58H63ZM63 59H62V60H63ZM66 59H67V57H66L64 60H66ZM79 59H81V58H79ZM86 59H87V58H86ZM184 59H185V58H184ZM189 59H190V56H189ZM191 59H192V58H191ZM196 59H197V58H196ZM213 59H214V58H213ZM213 59H212V60H213ZM223 59H225V58H223ZM0 60H1V59H0ZM18 60H19V59H18ZM31 60H32V59H31ZM47 60H48V58H47ZM67 60H68V59H67ZM67 60H66V62H67ZM69 60H71V59H69ZM72 60H73V59H72ZM91 60H92V59H91ZM192 60H193V59H192ZM192 60H189V61H192ZM198 60H199V59H198ZM200 60H201V59H200ZM208 60H209V59H208ZM219 60H220V59H219ZM229 60H230V59H229ZM40 61H41V60H40ZM58 61H59V60H58ZM58 61H57V62H58ZM74 61H75V59H74ZM120 61H121V60H120ZM125 61H126V60H125ZM176 61L178 62V59H177ZM184 61H186V60H184ZM184 61H183V62H184ZM210 61H211V60H210ZM210 61H209V62H210ZM221 61H222V60H221ZM235 61H236V60H235ZM260 61H261V60H260ZM2 62H3V61H2ZM2 62H0V63H2ZM26 62H27V61H26ZM54 62H56V61H54ZM59 62H60V61H59ZM64 62H65V61H64ZM68 62H69V61H68ZM68 62H67V64H69ZM75 62H76V61H75ZM81 62H82V61H81ZM98 62H99V61H97V63H98ZM101 62H102V61H101ZM201 62H203V61H201ZM204 62H205V60H204ZM4 63H5V62H4ZM12 63H13V62H12ZM18 63H19V62H18ZM99 63H100V62H99ZM106 63H107V62H106ZM151 63H152V62H151ZM167 63H168V62H167ZM174 63H175V61H174ZM186 63H187V62H186ZM205 63H208V62H205ZM214 63H215V62H214ZM228 63H229V62H228ZM228 63H227V64H228ZM35 64H36V61H35ZM64 64H66V63H64ZM64 64H62V65H64ZM73 64H74V63H73ZM92 64H93V63H92ZM169 64H170V63H169ZM194 64H195V63H194ZM224 64H225V63H224ZM224 64H223V65H224ZM231 64H232V63H231ZM60 65H61V64H60ZM71 65H72V63H71ZM74 65H75V64H74ZM134 65H135V64H134ZM149 65H150V64H149ZM152 65H153V64H152ZM165 65H166V64H165ZM176 65H177V64H176ZM182 65H183V63H182ZM182 65L178 66V68L181 67ZM192 65H193V64H192ZM195 65H196V64H195ZM225 65H226V64H225ZM14 66H15V65H14ZM22 66H23V65H22ZM25 66H27V65H25ZM64 66H65V65H64ZM67 66H68V65H67ZM87 66H88V65H87ZM89 66H90V65H89ZM106 66H107V65H106ZM140 66H142V64H141ZM184 66H185V65H183V68H184V69L187 68L186 66H185V67H184ZM189 66H190V65H189ZM79 67H80V66H79ZM79 67H78V65H77V68H78V69H79ZM90 67H91V66H90ZM152 67H153V66H152ZM175 67H176V66H175ZM190 67H191V66H190ZM13 68H14V67H13ZM26 68H27V67H26ZM34 68H35V66H34ZM68 68H70V66H69ZM87 68H88V67H87ZM104 68H105V67H104ZM106 68H107V67H106ZM131 68H132V67H131ZM137 68H138V66H137ZM144 68H145V67H144ZM149 68H150V66H149ZM154 68H155V67H153V69H154ZM159 68H160V67H159ZM163 68H164V65H163ZM163 68H162V69H163ZM169 68H170V70H171V66H170ZM219 68H220V67H219ZM221 68H222V66H221ZM14 69H16V68H14ZM18 69H19V68H18ZM61 69H62V68H61ZM80 69H81V68H80ZM82 69H83V70L85 69L84 66H82ZM91 69H93V67H92ZM107 69H108V68H107ZM133 69H134V68H133ZM150 69H151V70H150ZM150 69H149V71L152 73L153 70H152V68H150ZM155 69H156V68H155ZM162 69H161V70H162ZM174 69H177V68H174ZM179 69H180V68H179ZM190 69H192V68H190ZM193 69H194V68H193ZM193 69H192V70H193ZM198 69H199V68H198ZM247 69H248V68H247ZM247 69H246V70H247ZM21 70H22V69H21ZM27 70H28V69H27ZM31 70H33V69H31ZM45 70H46V69H45ZM73 70H75V69L73 68ZM108 70H109V69H108ZM138 70H139V69H138ZM164 70H165V68H164ZM164 70H163V71H164ZM210 70H211V69H210ZM213 70H214V69H213ZM213 70H212V71H213ZM36 71H37V70H36ZM58 71H59V70H58ZM69 71H70V70H69ZM71 71H72V70H71ZM98 71H99V70H98ZM98 71H97V72H98ZM104 71H105V70H104ZM109 71H110V70H109ZM117 71H118V70H117ZM149 71H148V72H149ZM172 71H174V70H172ZM212 71H211V72H212ZM216 71H217V69H216ZM233 71H234V70H233ZM233 71H232V73H231L232 75H233ZM27 72H28V71H27ZM86 72H88L87 69H86ZM139 72H140V71H139ZM143 72H144V71H143ZM153 72H154V71H153ZM157 72H158V71H157ZM164 72H166V71H164ZM175 72H176V71H175ZM175 72H174V73H175ZM180 72H181V71H180ZM182 72H183V71H182ZM200 72H201V71H200ZM202 72H203V71H202ZM218 72H219V71H218ZM252 72H254V71H252ZM7 73H8V70H7ZM54 73H55V72H54ZM71 73H72V72H71ZM80 73H81V72H80ZM82 73L84 74V71H82ZM91 73H92V72H91ZM144 73H146V72H144ZM144 73H143V75H144ZM160 73H161V72H160ZM171 73H173V72H171ZM174 73H173V74H174ZM213 73H214V72H213ZM23 74H24V72H23ZM33 74H34V73H33ZM38 74H39V73H38ZM45 74H46V73H45ZM51 74H52V73H51ZM73 74H74V72H73ZM86 74H87V73H86ZM115 74H117V72H116ZM120 74H121V73H120ZM124 74H125V73H124ZM152 74H153V73H152ZM154 74H155V72H154ZM154 74H153V75H154ZM182 74H183V73H182ZM210 74H211V73H210ZM244 74H245V71H244ZM27 75H28V74H27ZM36 75H37V74H36ZM47 75L50 77L49 74H47ZM56 75L58 76V74H56ZM63 75H65V74H63ZM93 75H94V74H93ZM140 75H141V74H140ZM140 75H138V76H140ZM148 75H149V74H148ZM150 75H151V74H150ZM158 75H159V73H158ZM158 75H157V76H158ZM176 75H177V74H176ZM176 75H175V76H176ZM187 75H188V74H187ZM196 75H197V74H196ZM208 75H209V74H208ZM213 75H214V74H213ZM245 75H246V74H245ZM247 75H249V74H247ZM75 76H76V75H75ZM80 76L83 77L82 75H80ZM95 76H97V74H96ZM146 76H147V75H146ZM178 76H180V74H179ZM178 76H177V77H178ZM181 76H182V75H181ZM185 76H186V75H185ZM193 76H194V75H193ZM201 76H202V75H201ZM214 76H215V75H214ZM218 76H219V75H218ZM238 76H239V75H238ZM252 76H253V75H252ZM262 76H263V75H262ZM11 77H12V76H11ZM16 77H17V76H16ZM49 77H48V78H49ZM54 77H55V76H54ZM62 77H63V76H62ZM100 77H101V76H100ZM100 77L98 76V78H100ZM115 77H117V76H115ZM121 77H122V76H121ZM121 77H120V78H121ZM131 77H132V76H131ZM154 77H155V76H154ZM172 77H173V76H172ZM183 77H184V76H183ZM183 77H182V78H183ZM186 77H187V76H186ZM216 77H217V76H216ZM250 77H251V76H250ZM4 78H5V77H4ZM26 78H28V76H27ZM66 78H68V77H66ZM76 78H77V77H76ZM78 78H79V77H78ZM107 78H108V77H107ZM123 78H124V77H123ZM125 78H126V77H125ZM125 78H124V79H125ZM155 78H156V77H155ZM180 78H181V77H180ZM194 78H195V76H194ZM196 78H198V77H196ZM211 78H212V77H211ZM240 78H242V77H240ZM248 78H249V77H248ZM251 78H252V77H251ZM253 78L255 79V76H254ZM9 79H11V78H9ZM18 79H19V78H18ZM20 79H21V78H20ZM49 79H50V78H49ZM60 79H61V78H59V80H60ZM72 79H73V78H72ZM84 79H85V78H84ZM86 79H87V78H86ZM109 79H110V77H109ZM111 79H112V78H111ZM117 79H118V78H117ZM124 79H123V80H124ZM135 79H137V78H135ZM138 79H139V78H138ZM165 79H167V78H165ZM190 79H191V77H190ZM200 79H201V78H200ZM202 79H204V78H202ZM43 80H44V79H43ZM64 80H65V79H64ZM68 80H69V81H72V80H70V79H68ZM99 80H102V79L100 78ZM113 80H114V79H113ZM118 80H120V79H118ZM126 80H127V79H126ZM153 80H156V79H153ZM191 80H192V79H191ZM194 80H195V79H194ZM241 80H242V82H243V79H241ZM244 80H245V78H244ZM249 80H250V79H249ZM263 80H264V79H263ZM86 81H88V80H86ZM97 81H98V79H97ZM131 81H132V79H131ZM131 81H130V82H131ZM136 81H137V80H136ZM148 81H149V80L147 79L146 82H148ZM165 81H167V80H165ZM171 81H172V80H171ZM200 81H201V80H200ZM203 81H204V80H203ZM205 81H206V79H205ZM246 81H247V80H246ZM1 82H2V81H1ZM59 82H60V81H59ZM65 82H66V81H65ZM77 82H79V81H77ZM152 82H154V83L156 84V81H152ZM157 82H158V81H157ZM175 82H177V81H175ZM201 82H202V81H201ZM212 82H213V81H212ZM242 82H241V83H242ZM261 82H262V81H261ZM42 83H43V82H42ZM45 83H46V82H45ZM55 83H56V81H55ZM62 83H63V81H62ZM68 83H69V82H68ZM85 83H86V82H85ZM100 83H101V81H100ZM107 83H108V82H107ZM119 83H120V82H119ZM134 83H136V82H134ZM144 83H145V82H144ZM148 83H149V82H148ZM167 83H169V82H167ZM181 83H182V82H181ZM187 83H188L187 86L190 85V82H187ZM202 83H203V82H202ZM244 83H245V82H244ZM8 84H9V82H8ZM39 84H40V83H39ZM65 84H67V83H64V85H65ZM75 84H76V83H75ZM78 84H79V83H78ZM78 84H77V85H78ZM80 84H82V83H80ZM80 84H79V85H80ZM102 84H103V83H102ZM109 84H112V83L109 82ZM121 84H122V83H121ZM123 84H124V83H123ZM125 84H128V83H125ZM130 84H131V83H130ZM132 84H133V83H132ZM152 84H153V83H152ZM155 84H154V85H155ZM160 84H161V83H160ZM191 84H194L193 81L191 82ZM195 84H196V83H195ZM205 84H206V83H205ZM205 84H204V85H205ZM248 84H249V83H248ZM248 84H247V85H248ZM253 84H254V83H253ZM12 85H13V83H12ZM16 85H17V84H16ZM58 85H59V84H58ZM83 85H84V83H83ZM83 85H82V86H83ZM89 85H90V84H89ZM91 85H92V84H91ZM93 85H94V84H93ZM93 85H92V86H93ZM95 85L99 86L98 83H96ZM112 85H113V84H112ZM116 85H117V84H116ZM128 85H129V84H128ZM133 85H134V84H133ZM147 85H148V84H147ZM182 85H183V84H182ZM199 85H200V83H199ZM199 85H198V86H199ZM238 85H239V83H238ZM241 85H242V84H241ZM0 86H1V84H0ZM22 86H23V85H22ZM27 86H28V85H27ZM44 86H45V85H44ZM47 86H48V85H47ZM87 86H88V85H87ZM87 86H85V87L87 88ZM92 86H91V87H92ZM97 86H95V87H97ZM100 86H101V85H100ZM105 86H106V85H105ZM125 86H126V85H125ZM157 86H158V85H157ZM169 86H170V84H169ZM178 86H179V85H178ZM211 86H212V85L209 84L208 87H211ZM219 86H220V85H219ZM242 86H243V85H242ZM242 86H241V87H242ZM245 86H246V85H245ZM250 86H251V85H250ZM18 87H19V86H17V88H18ZM24 87H25V86H24ZM36 87H38V85H37ZM36 87H35V88H36ZM55 87H56V86H55ZM69 87H71V86H69ZM76 87H77V86H76ZM93 87H94V86H93ZM93 87H92V88H93ZM103 87H104V84H103ZM110 87H111V86H110ZM112 87H113V86H112ZM138 87H139V86H138ZM140 87H142V85H140ZM143 87H145V86L143 85ZM146 87H148V86H146ZM171 87H172V86H171ZM171 87H170V88H171ZM173 87H174V86H173ZM189 87H191V86H189ZM199 87H200V86H199ZM199 87H198V88H199ZM255 87H256V85H255ZM50 88H51V87H50ZM64 88H66V87H64ZM67 88H68V87H67ZM67 88H66V89H67ZM72 88H73V87H72ZM77 88H78V87H77ZM77 88H76V89H77ZM89 88H90V87H89ZM101 88H102V86H101ZM105 88H106V87H105ZM105 88H103V89H105ZM153 88H155V87H153ZM158 88H159V87H158ZM170 88H169V89H170ZM174 88H175V87H174ZM180 88H181V87H180ZM218 88H219V87H218ZM222 88H223V87H222ZM222 88H221V89H222ZM238 88H239V87H238ZM258 88H259V87H258ZM13 89H14V87H13ZM25 89H26V88H25ZM31 89H32V88H31ZM43 89H44V88H43ZM46 89H47V88H46ZM58 89H59V88H58ZM73 89H74V88H73ZM98 89H99V88H98ZM110 89H111V88H110ZM113 89H114V88H113ZM145 89H146V88H145ZM156 89H157V87H156ZM160 89H161V88H160ZM183 89H184V88H183ZM194 89H195V88H194ZM203 89H204V88H203ZM203 89H202V90H203ZM211 89H212V88H211ZM242 89H243V88H242ZM256 89H257V88H256ZM259 89H260V88H259ZM44 90H45V89H44ZM44 90H43V92H44ZM47 90H48V89H47ZM53 90H54V89H53ZM61 90H62V89H61ZM63 90H64V89H63ZM84 90H85V89H84ZM86 90H87V89H86ZM95 90H96V89H95ZM99 90H100V89H99ZM111 90H112V89H111ZM115 90H116V89H115ZM122 90H123V89H122ZM136 90H137V89H136ZM151 90H152V88H151ZM151 90H150V92H151ZM154 90H155V89H154ZM154 90H153V91H154ZM157 90H158V89H157ZM184 90H185V89H184ZM200 90H201V89H200ZM222 90H223V89H222ZM26 91H27V89H26ZM45 91H46V90H45ZM51 91H52V89H51ZM66 91H68V89H67ZM71 91H73V90L71 89ZM75 91H76V90H75ZM75 91H74V92H75ZM77 91H78V90H77ZM113 91H114V90H113ZM123 91H124V90H123ZM125 91H126V90H125ZM125 91H124V92H125ZM138 91H139V90H138ZM140 91H141V90H140ZM142 91H143V90H142ZM160 91H161V90H160ZM177 91H178V90H177ZM193 91H194V90H193ZM205 91H206V90H205ZM239 91H240V90H239ZM239 91H238V92L236 91V92L239 94ZM247 91H248V90H247ZM256 91H257V90H256ZM263 91H264V90H263ZM2 92H3V91H2ZM18 92H19V91H18ZM24 92H25V91H24ZM30 92H31V91H30ZM52 92H53V91H52ZM81 92H83V91L81 90ZM89 92H90V90H89ZM93 92L95 93V91H93ZM143 92H144V91H143ZM145 92H146V90H145ZM170 92H171V90H170ZM178 92H179V91H178ZM198 92H201V91L198 90ZM209 92H210V91H209ZM211 92H213V91H211ZM211 92H210V93H211ZM224 92H225V91H224ZM250 92H251V91H250ZM78 93H80V92H78ZM85 93H86V92H85ZM98 93H99V92H98ZM125 93H126V92H125ZM131 93H132V92H131ZM148 93H149V91H148ZM154 93H155V92H154ZM154 93H153V94H154ZM165 93H166V91H164V93L161 92V94H165ZM167 93H168V91H167ZM172 93H173V92H172ZM181 93H182V91H181ZM187 93H188V92H187ZM203 93H204V92H203ZM214 93H215V92H214ZM222 93H223V92H222ZM222 93H221V94H222ZM225 93H226V92H225ZM237 93H236V94H237ZM242 93H243V92H242ZM246 93H247V92H246ZM246 93H244L243 95H245ZM1 94H2V93H1ZM12 94H13V93H12ZM14 94H15V92H14ZM34 94H35V93H34ZM52 94H53V93H52ZM57 94H58V93H57ZM68 94H69V93H68ZM68 94H67V95H68ZM70 94H71V93H70ZM89 94H90V93H89ZM95 94H96V93H95ZM108 94H109V93H108ZM111 94H112V93H111ZM111 94H110V95H111ZM121 94H122V93H121ZM140 94H141V93H140ZM145 94H146V93H145ZM151 94H152V93H151ZM153 94H152V95H153ZM155 94H156V93H155ZM173 94H174V93H173ZM175 94H176V93H175ZM185 94H186V92H185ZM217 94H218V93H217ZM223 94H224V93H223ZM226 94H227V93H226ZM254 94H255V93H254ZM23 95H24V94H23ZM32 95H33V94H32ZM53 95H55V94H53ZM58 95H59V94H58ZM61 95H62V94H61ZM115 95H117V94L115 93ZM119 95H120V94H119ZM127 95H128V94H127ZM135 95H136V94H135ZM183 95H184V94H182V96H183ZM196 95H198V94H196ZM243 95L241 94V96H243ZM247 95H248V94H247ZM249 95H250V94H249ZM249 95H248V96H249ZM15 96H16V95H15ZM18 96H19V95H18ZM33 96H34V95H33ZM68 96H69V95H68ZM85 96H86V95H85ZM90 96H92V94H91ZM96 96H97V94H96L94 97H96ZM140 96H141V95H140ZM140 96H139V97H140ZM146 96H147V95H146ZM158 96H160V95H158ZM166 96H167V95H164V96H163L164 99H165ZM184 96H185V95H184ZM193 96L195 97V95H193ZM201 96H202V95H201ZM206 96H207V95H206ZM209 96H210V95H209ZM218 96H219V95H218ZM218 96H217V97H218ZM223 96H224V95H223ZM229 96H230V94H229ZM248 96H247V97H248ZM251 96H252V95H251ZM260 96H261V95H260ZM78 97H79V96H78ZM78 97H77V98H78ZM80 97H81V96H80ZM86 97H87V96H86ZM116 97L118 98L119 96L117 95ZM121 97H122V96H121ZM129 97H130V96H129ZM139 97H138V98H139ZM148 97H149V96H148ZM160 97H162V96H160ZM163 97H162V98H163ZM168 97H170V96H168ZM168 97H167V98H168ZM179 97H180V96H179ZM197 97H198V96H197ZM243 97H244V96H243ZM245 97H246V96H245ZM258 97H259V96H258ZM43 98H44V97H43ZM62 98H63V97H62ZM89 98H90V97H89ZM97 98H98V97H97ZM103 98H105V97H103ZM117 98H116V99H117ZM119 98H120V97H119ZM122 98H124V97H122ZM126 98H127V97H126ZM126 98H125V99H126ZM130 98H131V97H130ZM142 98H143V97H142ZM154 98H155V97H154ZM175 98H176V97H175ZM177 98H178V97H177ZM187 98H188V97H187ZM187 98H185V99L187 100ZM204 98H206V97L204 96ZM214 98H215V97H214ZM214 98L212 97V99H214ZM254 98H256V97H254ZM259 98H260V97H259ZM6 99H7V98H6ZM25 99H26V98H25ZM25 99H24V101H25ZM51 99H52V98H51ZM51 99H50V100H51ZM65 99H66V98H65ZM81 99H82V98H81ZM90 99H93V97L90 98ZM90 99H89V100H90ZM94 99H95V98H94ZM98 99H99V98H98ZM147 99H148V98H147ZM178 99H179V98H178ZM180 99H181V98H180ZM206 99H207V98H206ZM206 99H205V100H206ZM222 99H223V98H221V100H222ZM251 99H252V98H251ZM256 99H257V98H256ZM26 100H27V99H26ZM46 100H47V99H46ZM53 100H54V99H53ZM62 100H63V99H62ZM62 100H61V102H62ZM78 100H79V99H78ZM119 100L122 101L121 99H118V101H119ZM154 100H155V99H154ZM157 100H158V99H157ZM166 100L168 101V99H166ZM171 100H172V99H171ZM181 100H182V99H181ZM181 100H180V101H181ZM210 100H211V99H210ZM216 100H217V99H216ZM227 100H228V99H227ZM230 100H231V99L229 98V101H230ZM235 100H236V99H235ZM1 101H2V100H1ZM6 101H7V100H6ZM31 101H32V100H31ZM70 101H71V100H70ZM79 101H80V100H79ZM85 101H86V99H85ZM94 101L98 102V101H100V100H98V101H97V100H94ZM102 101H104V100H102ZM146 101H147V100H146ZM149 101H150V100H149ZM151 101H152V100H151ZM159 101H161V100H159ZM159 101H158V102H159ZM162 101L164 102V100H162ZM219 101H220V100H219ZM229 101H228V102H229ZM250 101H251V100H250ZM262 101H263V100H262ZM22 102H23V101H22ZM48 102H49V101H48ZM68 102H69V101H68ZM80 102H81V101H80ZM83 102H84V101H83ZM116 102H117V101H116ZM126 102H127V101H126ZM129 102H130V101H129ZM147 102H148V101H147ZM171 102L173 103L174 101H171ZM171 102H170V104H171ZM211 102H212V100H211ZM254 102H255V101H254ZM258 102H259V101H258ZM4 103H5V102H4ZM6 103H8V102H6ZM10 103H11V102H10ZM16 103H17V102H16ZM24 103H25V102H24ZM44 103H45V102H44ZM44 103L42 104L43 106H44ZM54 103H57V102L55 101ZM77 103H78V102H77ZM91 103H92V102H91ZM93 103H94V102H93ZM161 103H162V102H161ZM177 103H178V102H177ZM177 103H176V104H177ZM183 103H185V102H183ZM186 103H187V105H188V103H190L189 100H187ZM191 103H193V102H191ZM191 103H190V105H191ZM216 103H217V101H216ZM245 103H246V102H245ZM247 103H248V102H247ZM45 104H46V103H45ZM47 104H48V103H47ZM50 104H51V103H50ZM66 104H67V103H66ZM70 104H71V102H70ZM81 104L83 105L82 102L80 103V105H81ZM96 104H98V103H96ZM115 104H116V103H115ZM130 104L133 105L132 103H130ZM136 104H137V102H136ZM151 104H152V103H151ZM164 104H165V102H164ZM167 104H168V103H167ZM170 104H169V105H170ZM179 104H180V103H179ZM205 104H206V103H205ZM205 104H204V105H205ZM208 104H209V103H208ZM217 104H218V103H217ZM221 104H222V103H221ZM241 104H243V103H241ZM241 104H240V105H241ZM20 105H21V104H20ZM31 105H33V104H31ZM42 105H41V106H42ZM51 105H52V104H51ZM58 105H59V103H58ZM62 105H63V104H62ZM108 105H109V104H108ZM108 105H107V108H108ZM110 105H111V104H110ZM112 105H113V104H112ZM118 105H119V104H118ZM153 105H155V104H153ZM161 105H162V104H161ZM171 105L174 106L173 104H171ZM213 105H214V104H213ZM213 105L210 104V108H211V106H213ZM230 105H231V104H230ZM232 105H233V104H232ZM246 105H247V104H246ZM260 105H261V104H260ZM33 106H34V105H33ZM49 106H50V105H49ZM73 106H74V105H73ZM94 106H95V105H94ZM97 106H98V105H97ZM115 106H117V105H115ZM145 106H146V105H145ZM145 106H143L142 109H144ZM148 106H149V105H148ZM158 106H159V104H158ZM158 106H157V107H158ZM162 106H163V108H165V107H164L165 105H162ZM166 106H167V105H166ZM29 107H30V106H29ZM34 107H35V106H34ZM44 107H45V106H44ZM66 107H67V106H66ZM66 107H64V108H66ZM87 107H88V106H87ZM105 107H106V106H105ZM117 107H118V106H117ZM122 107H123V106H122ZM146 107H147V106H146ZM154 107H156V106H154ZM174 107H175V106H174ZM193 107H194V106H193ZM207 107H208V105H207ZM237 107H238V105H237ZM246 107H247V106H246ZM248 107H249V106H248ZM251 107H252V108L254 107L253 103H252V106H251ZM259 107H260V106H259ZM35 108H36V107H35ZM71 108H73V107H71ZM88 108H89V107H88ZM109 108H110V107H109ZM113 108H114V107H112L111 109L113 110ZM123 108H124V107H123ZM128 108H129V107H128ZM214 108H215V107H214ZM228 108H229V107H228ZM19 109H20V108H19ZM27 109H28V108H26V110H27ZM73 109H74V108H73ZM95 109H96V108H95ZM103 109H104V108H103ZM105 109H106V108H105ZM111 109H110V110H111ZM121 109H122V108H121ZM121 109H120V110H121ZM134 109H135V108H134ZM152 109H156V108H152ZM158 109H159V108H158ZM168 109H171V108H168ZM188 109H189V108H188ZM230 109H231V108H230ZM245 109H246V108H245ZM23 110H24V108H23ZM46 110H47V109H46ZM62 110H63V109H62ZM67 110H68V108H67ZM88 110H90V109H88ZM110 110H109V111H110ZM114 110H116V109H114ZM127 110H128V109H127ZM137 110H139V109L137 108ZM144 110H145V109H144ZM147 110H148V109H147ZM177 110H178V109H177ZM195 110H196V109H195ZM202 110H203V109H202ZM205 110L207 111V109H205ZM208 110H209V109H208ZM231 110H232V109H231ZM247 110H248V109H246V111H247ZM249 110H250V109H249ZM259 110H260V109H259ZM4 111H5V110H4ZM11 111H13V110H11ZM32 111H33V110H32ZM36 111H37V110H36ZM54 111H55V110H54ZM58 111H59V110H58ZM63 111H64V110H63ZM65 111H66V110H65ZM77 111H79V110H77ZM77 111H76V112H77ZM99 111H100V110H99ZM125 111H126V110H125ZM153 111H154V110H153ZM174 111H175V110H174ZM196 111H197V110H196ZM214 111H216V110H214ZM261 111H262V110H261ZM16 112H17V111H16ZM28 112H30V110H29ZM45 112H46V111H45ZM51 112H52V110H51ZM69 112H70V111H69ZM82 112H83V111H82ZM104 112H105V111H104ZM128 112H129V111H128ZM130 112H131V110H130ZM140 112H141V111H140ZM149 112H150V110H149ZM157 112H158V111H157ZM167 112H168V111H167ZM203 112H204V111H203ZM231 112H233V111H231ZM231 112H230V113H231ZM235 112H236V111H235ZM254 112H255V111H254ZM25 113H26V112H25ZM30 113H31V112H30ZM35 113H37V112H35ZM46 113H47V112H46ZM46 113H45V114H46ZM59 113H60V112H59ZM66 113H67V112H66ZM70 113H71V112H70ZM87 113H88V112H87ZM87 113H86V114H87ZM100 113H101V112H100ZM111 113H112V112H111ZM115 113H116V112H115ZM138 113H139V112H138ZM142 113H143V111H142ZM159 113H160V112H159ZM164 113H165V112H164ZM168 113H169V112H168ZM170 113H172V111H171ZM173 113H175V112H173ZM178 113H179V111H178ZM211 113H213V112H211ZM221 113H223V112L221 111ZM233 113H234V112H233ZM236 113H238V112H236ZM242 113H244V112L242 111ZM256 113H257V112H256ZM1 114H2V113H1ZM33 114H34V113H33ZM37 114H38V113H37ZM98 114H99V113H98ZM98 114H97V115H98ZM104 114H105V113H104ZM109 114H110V113H109ZM112 114H113V113H112ZM117 114H118V113H117ZM127 114H128V113H127ZM175 114H176V113H175ZM175 114H174V115H175ZM181 114H183V112H182ZM228 114H229V113H228ZM231 114H232V113H231ZM231 114H230V115H231ZM244 114H245V113H244ZM250 114H251V113H250ZM253 114H254V113L252 112L251 115H253ZM11 115H12V113H11ZM60 115H61V114H60ZM70 115H71V114H70ZM80 115H81V114H80ZM89 115H90V114H89ZM102 115H103V114H102ZM130 115H131V113H130ZM132 115H133V114H132ZM132 115H131V116H132ZM151 115H152V114H150L149 117H151ZM190 115H191V114H190ZM232 115H233V114H232ZM241 115H242V114H241ZM241 115H240V116H241ZM7 116H8V115H7ZM32 116H33V115H32ZM36 116H37V115H36ZM45 116H46V115H45ZM47 116H48V115H47ZM47 116H46V117H47ZM74 116H75V115H74ZM81 116H82V115H81ZM99 116H100V118H101V115H99ZM107 116L110 117V115H107ZM111 116H113V115H111ZM115 116H117V115H115ZM119 116H120V115H119ZM135 116H136L135 118L137 119V115H135ZM215 116H218V115H215ZM219 116L221 117V115H219ZM219 116H218V117H219ZM248 116H249V115H248ZM11 117H12V116H11ZM28 117H30V116L28 115ZM34 117H35V116H34ZM54 117H55V116H54ZM63 117H65V116H63ZM82 117H83V116H82ZM105 117H106V116H105ZM157 117H159V115H158ZM165 117H166V116H165ZM169 117H170V116H169ZM187 117H188V116H187ZM190 117H191V116H190ZM193 117H194V115H193ZM21 118H22V117H21ZM36 118H37V117H36ZM36 118H35V119H36ZM67 118H68V117H67ZM71 118H72V117H71ZM88 118H89V117H88ZM88 118H87V120H88ZM113 118H114V117H113ZM122 118H123V117H122ZM124 118H126V116H125ZM127 118H128V117H127ZM129 118H130V116H129ZM143 118H144V117H143ZM143 118H142V119H143ZM152 118H153V117H152ZM163 118H164V116H163ZM166 118H167V117H166ZM191 118H192V117H191ZM234 118H235V117H234ZM35 119H34V121H35ZM41 119H42V118H39V120H41ZM76 119H77V118H76ZM116 119H117V118H116ZM136 119H135V120H136ZM144 119L146 120V117H145ZM150 119H151V118H150ZM154 119H155V117H154ZM161 119H162V118H161ZM168 119H169V118H168ZM186 119H187V118H186ZM200 119H201V118H200ZM215 119H216V118H215ZM60 120H61V118L59 119V121H60ZM78 120H79V118H78ZM97 120H98V119H97ZM104 120H105V119H104ZM106 120H107V119H106ZM109 120H111V119H108V121H109ZM113 120H114V119H113ZM126 120H127V119H126ZM137 120H138V119H137ZM145 120H143V121H145ZM157 120H158V119H157ZM157 120H156V122H157ZM223 120H224V119H223ZM223 120H222V121H223ZM231 120H232V119H231ZM7 121H8V120H7ZM14 121H15V120H14ZM34 121H33V122H34ZM36 121H37V120H36ZM69 121H70V120H69ZM76 121H77V120H76ZM94 121H95V120H94ZM129 121H130V120H129ZM132 121H134V120H132ZM143 121H142V122H143ZM152 121H153V120H152ZM171 121H172V120H171ZM184 121H185V120H184ZM226 121H227V120H226ZM5 122H6V120H5ZM5 122H4V123H5ZM74 122H75V121H74ZM97 122H99V120H98ZM97 122H96V124H97ZM114 122H115V121H114ZM114 122H113V124H114ZM136 122H137V121H136ZM146 122H147V121H146ZM162 122H163V121H162ZM168 122H169V120H168ZM182 122H183V121H182ZM196 122H197V121H196ZM196 122H195V123H196ZM214 122H215V121H214ZM218 122H220V121H218ZM228 122H229V121H228ZM263 122H264V121H263ZM38 123H39V122H38ZM56 123H57V122H56ZM62 123H63V122H62ZM76 123H78V122H76ZM84 123H85V122H84ZM94 123H95V122H94ZM110 123H111V122H110ZM115 123L118 125L117 122H115ZM120 123H122V122H120ZM130 123H131V122H130ZM130 123H129V124H130ZM132 123H133V122H132ZM143 123H144V122H143ZM150 123H151V121H150ZM152 123H155V122L153 121ZM164 123H165V122H164ZM189 123H190V122H189ZM207 123H208V122H207ZM7 124H8V123H7ZM73 124H74V123H73ZM127 124H128V123H127ZM129 124H128V125H129ZM136 124L138 125V123H136ZM146 124H147V123H146ZM148 124H149V123H148ZM156 124H157V123H156ZM168 124H169V123H168ZM202 124H203V123H202ZM211 124H212V123H211ZM8 125H9V124H8ZM8 125H7V126H8ZM57 125H59V124L57 123ZM79 125H80V124H78L77 126H79ZM81 125H83V124H81ZM128 125H126V126H128ZM140 125H141V124H140ZM153 125H154V124H153ZM157 125H158V124H157ZM171 125H172V124H171ZM183 125H184V126L186 125L185 127H187V126L189 127V125H187V123H185V124H183ZM183 125H182V126H183ZM200 125H201V123H200ZM212 125H213V124H212ZM212 125H211V126H212ZM220 125H221V124H220ZM233 125H234V124H233ZM59 126H60V125H59ZM90 126H92V125H90ZM102 126H103V124H102ZM106 126H107V125H106ZM113 126H114V125H113ZM126 126H125V127H126ZM130 126H131V125H130ZM144 126L146 127L147 125H144ZM150 126H151V125H150ZM158 126H159V125H158ZM172 126H173V125H172ZM192 126H193V125H192ZM192 126H191V128H192ZM194 126H195V124H194ZM194 126H193V127H194ZM196 126H197V125H196ZM196 126H195V127H196ZM198 126H199V125H198ZM198 126H197V127H198ZM203 126H204V125H203ZM206 126H207V125H206ZM22 127H23V126H22ZM33 127H34V126H33ZM121 127H123V126H121ZM142 127H143V126H142ZM145 127L143 128L144 130H145ZM155 127H156V126H154V129H155ZM159 127H160V126H159ZM163 127H164V126H163ZM165 127H166V126H165ZM168 127H169V126H168ZM175 127H176V126H175ZM179 127H181V124H180ZM208 127H209V126H208ZM6 128H7V127H6ZM6 128L3 127V129H6ZM15 128H16V127H15ZM54 128H55V127H54ZM76 128H77V127H76ZM90 128H91V127H89V129H90ZM97 128H98V127H97ZM100 128H101V127H100ZM107 128H109V127H107ZM116 128H117V129H120V131L122 130V129L120 128V126H117ZM126 128H127V127H126ZM150 128H151V127H150ZM157 128H158V127H157ZM170 128H171V127H170ZM183 128H184V127H183ZM204 128H206V127L204 126ZM204 128H200V130H201V129L204 130ZM209 128H210V127H209ZM211 128H212V127H211ZM1 129H2V128H1ZM77 129H78V128H77ZM79 129H80V128H79ZM101 129H103V128H101ZM112 129H113V128H112ZM117 129H114V130H112V131L115 132V130H117ZM127 129H128V128H127ZM141 129H142V128H141ZM167 129H169V128H166V130H167ZM174 129H175V128H174ZM186 129H187V128H186ZM186 129H182V130H186ZM196 129H198V128H196ZM216 129H217V128H216ZM219 129H221V128H219ZM233 129H234V128H233ZM252 129H253V128H252ZM16 130H18V128H16ZM42 130H44V128H43ZM51 130H52V129H51ZM85 130H86V133H85V132H84V133L87 134V129H85ZM96 130H97V129H96ZM161 130H162V129H161ZM187 130H188V129H187ZM187 130H186V131H187ZM192 130H193V129H192ZM221 130H222V129H221ZM256 130H257V129H256ZM262 130H263V128H262ZM2 131H4V130H2ZM18 131H20V130H18ZM46 131L48 132V130H46ZM65 131H66V129H65ZM99 131H100V130H99ZM118 131H119V130H117V133H118ZM120 131H119V132H120ZM124 131H127V130H124ZM136 131H137V130H136ZM141 131H142V130H141ZM157 131L159 132V130H157ZM164 131H165V130H164ZM164 131H163V132H164ZM188 131H190V130H188ZM188 131H187V132H188ZM210 131H211V130H210ZM227 131H228V130H227ZM232 131H233V130H232ZM11 132H12V131H11ZM32 132H33V130H32ZM41 132H42V131H41ZM43 132H44V131H43ZM95 132H96V131H95ZM103 132H104V130H103ZM107 132H109V131L107 130ZM158 132H156V133H158ZM163 132H162V133H163ZM207 132H208V131H207ZM218 132H219V131H218ZM15 133H16V132H15ZM17 133H19V132H17ZM21 133H22V132H21ZM35 133H36V132H35ZM57 133H58V132H57ZM64 133H66V132H64ZM82 133H83V132H82ZM120 133L123 134L122 132H120ZM129 133H130V131H129ZM132 133H133V132H132ZM159 133H160V132H159ZM165 133H167V132L165 131ZM174 133H175V132H174ZM184 133H185V132H184ZM184 133H183V134H184ZM194 133H196V132L194 131ZM224 133H225V132H224ZM224 133H223V134H224ZM257 133H258V131H257ZM72 134H73V133H72ZM96 134H97V133H96ZM98 134H99V133H98ZM105 134H106V133H105ZM111 134H116V133H111ZM121 134H120V136H121ZM148 134H149V133H148ZM179 134L181 135V133H179ZM183 134H182V135H183ZM204 134H205V133H204ZM209 134H211V133L209 132ZM250 134H251V133H250ZM254 134L256 135V133H254ZM6 135H7V134H6ZM8 135H9V134H8ZM12 135H14V134H12ZM31 135H32V134H31ZM87 135H88V134H87ZM123 135H124V134H123ZM129 135H130V134H129ZM153 135H154V134H153ZM185 135H186V133H185ZM188 135H189V134H188ZM188 135H187V136H188ZM213 135H214V134H213ZM217 135H218V134H217ZM220 135H221V133H220ZM251 135H253V134H251ZM9 136H10V135H9ZM49 136H51V135H49ZM68 136H69V135H68ZM68 136H67V137H68ZM89 136H90V135H89ZM103 136H104V135H103ZM138 136H139V135H138ZM142 136L144 137L145 135H142ZM154 136H155V135H154ZM168 136H169V135H168ZM168 136H167V137H168ZM176 136H177V134H176ZM178 136H179V135H178ZM187 136H186V137H183V138H187ZM191 136H192V134H191ZM194 136H196V135H194ZM201 136H202V135H201ZM206 136H207V135H206ZM226 136H227V135H226ZM237 136H238V135H237ZM240 136H241V135H239V137H240ZM261 136H262V135H261ZM2 137H3V136H2ZM10 137H11V136H10ZM82 137H84V136H82ZM91 137H92V136H91ZM96 137H97V136H96ZM115 137H117V136L115 135ZM131 137H133L132 134H131ZM139 137H140V136H139ZM163 137H164V136H163ZM219 137H220V136H219ZM230 137H231V136H230ZM253 137H254V136H253ZM253 137L251 136L250 138H253ZM256 137H257V135H256ZM23 138H24V137H23ZM46 138H47V137H46ZM98 138H99V136H98ZM146 138H147V137H146ZM151 138H152V137H151ZM160 138H162V137H160ZM168 138H169V137H168ZM176 138H177V137H176ZM183 138H181V139H183ZM191 138H192V137H191ZM191 138H190V139H191ZM196 138H197V136H196ZM202 138H203V136H202ZM210 138H211V136H210ZM51 139H52V138H51ZM90 139H91V138H90ZM90 139H89V140H90ZM103 139H104V137H103ZM138 139H139V138H138ZM138 139L136 138L135 140L138 141ZM144 139H145V138H144ZM147 139H148V138H147ZM156 139H157V138H156ZM170 139H171V138H170ZM178 139H179V138H178ZM214 139H215V138H214ZM226 139H227V138H226ZM248 139H249V138H248ZM11 140H12V139H10V141H11ZM22 140H24V139H22ZM83 140H84V142H85V139H83ZM101 140H102V139H101ZM128 140H129V138H128ZM142 140H143V139H142ZM158 140H159V138H158ZM158 140H156V141H158ZM165 140H166V139H165ZM173 140H174V139H173ZM183 140H184V139H183ZM210 140H211V139H210ZM216 140H217V139H216ZM216 140H215V141H216ZM219 140H220V139H219ZM228 140H229V139H228ZM234 140H235V139H234ZM237 140H239V139L237 138ZM255 140H256V139H255ZM2 141H3V139H2ZM56 141H57V140H56ZM58 141H59V139H58ZM76 141H77V140H76ZM90 141H91V140H90ZM96 141H97V140H96ZM105 141H106V140H105ZM108 141H109V140H108ZM130 141H131V140H130ZM152 141H153V140H152ZM162 141H164V140L162 139ZM167 141H168V140H167ZM167 141H165V144H166ZM169 141H170V140H169ZM177 141H178V140H176V143H175V144H177ZM230 141H231V140H230ZM248 141H249V140H248ZM256 141H257V140H256ZM16 142H17V141H16ZM38 142H39V141H38ZM43 142H45V141H43ZM78 142H79V141H78ZM78 142H77V143H78ZM101 142H102V141H101ZM111 142H112V141H111ZM116 142H117V141H116ZM131 142H132V141H131ZM150 142H151V141H150ZM153 142H154V141H153ZM171 142H172V140H171ZM174 142H175V141H173V143H174ZM193 142H194V141H193ZM198 142L201 143L200 139L198 140ZM244 142H245V141H244ZM8 143H9V141H8ZM20 143H21V142H20ZM39 143H41V141H40ZM47 143H48V141H47ZM47 143H46V144H47ZM56 143H57V142H56ZM56 143H55V144H56ZM80 143H81V142H80ZM97 143H99V141H97ZM112 143H113V142H112ZM114 143H115V141H114ZM140 143H141V142H140ZM146 143H147V142H146ZM173 143L171 144L170 147H172V145L175 146V144H173ZM190 143H191V142H190ZM195 143H196V142H195ZM202 143H203V141H202ZM211 143H212V142H211ZM214 143H217V142H214ZM214 143H213V144H214ZM220 143H221V142H220ZM226 143H227V142H226ZM226 143H225V144H226ZM251 143H252V142H251ZM17 144H18V143H17ZM24 144H25V143H24ZM24 144H23V145H24ZM53 144H54V143H53ZM55 144H54V145H55ZM58 144H59V143H58ZM95 144H96V143H95ZM135 144H136V143H135ZM141 144H142V143H141ZM149 144H150V143H149ZM153 144H154V143H153ZM157 144H158V142H157ZM163 144H164V143H163ZM165 144H164V146H165ZM183 144H184V143H183ZM208 144H209V143H208ZM217 144H218V143H217ZM217 144H216V145H217ZM239 144H240V143H239ZM246 144H247V143H246ZM255 144H256V143H255ZM262 144H263V143H262ZM2 145H3V144H2ZM5 145H6V144H5ZM26 145H28V144H26ZM29 145H30V144H29ZM37 145H38V144H37ZM49 145H50V143H49ZM72 145H74V144H72ZM80 145H83V144H80ZM85 145H86V143H85ZM93 145H94V144H93ZM143 145H144V144H143ZM145 145H146V144H145ZM166 145L168 146V144H166ZM181 145H182V144H181ZM194 145H195V144H194ZM200 145H201V144H200ZM218 145H219V144H218ZM227 145H230V143L227 144ZM248 145H251V144L248 143ZM59 146H60V145H59ZM66 146H67V144H66ZM78 146H79V144H78ZM86 146H87V145H86ZM101 146H102V145H101ZM108 146H109V145H108ZM153 146H154V145H153ZM156 146H157V145H156ZM167 146H166V148H169V147H167ZM178 146H179V145H178ZM212 146L214 147V145H212ZM223 146H225V145H223ZM71 147H72V146H71ZM80 147H81V146H80ZM114 147H115V146H114ZM123 147H124V149H125V146H124V145H123ZM133 147H134V146H133ZM146 147H147V146H146ZM158 147H159V145H158ZM181 147H182V146H181ZM189 147H190V146H189ZM196 147H197V145H196ZM201 147H202V146H201ZM213 147H212V148H213ZM45 148H46V147H45ZM69 148H70V147H69ZM69 148H68V149H69ZM76 148H77V147H76ZM76 148H75V149H76ZM82 148H83V147H82ZM98 148H100V147H97V149H98ZM117 148H118V147H117ZM142 148H143V147H142ZM156 148H157V147H156ZM160 148H161V146L159 147V151L165 150V149H163V148L160 150ZM164 148H165V147H164ZM190 148H191V147H190ZM202 148H203V147H202ZM202 148H201V149H202ZM207 148H208V147H207ZM212 148H211V150H212ZM230 148H231V147H230ZM260 148H261V147H260ZM262 148H263V147H262ZM18 149H19V148H18ZM20 149H21V147H20ZM34 149L37 150V148H34ZM91 149H92V148H91ZM101 149L103 150V148H101ZM105 149H106V148H105ZM148 149H149V148H148ZM173 149H176V148H173ZM193 149H194V147H193ZM197 149H198V147H197ZM209 149H210V148H209ZM209 149H208V150H209ZM4 150H7V149H4ZM16 150H17V149H16ZM30 150H31V148H30ZM69 150H71V149H69ZM93 150H94V147H93ZM106 150H107V149H106ZM109 150H110V148H109ZM118 150H119V148H118ZM121 150H122V149H121ZM150 150H152V149H150ZM203 150H204V152H205V149H203ZM203 150H202V151H203ZM214 150H215V148H214ZM216 150H217V149H216ZM233 150H234V148H233ZM258 150H259V149H258ZM260 150H261V149H260ZM0 151H1V149H0ZM22 151H23V150H22ZM44 151H45V149H44L43 152H42L43 154H44ZM73 151H74V150H73ZM80 151H81V150H80ZM104 151H105V150H104ZM113 151H114V150H112L111 152H113ZM122 151H123V150H122ZM137 151H138V150H137ZM137 151H136V152H137ZM166 151H167V150H166ZM228 151H230V149H229ZM252 151H253V150H252ZM262 151H263V150H262ZM23 152H24V151H23ZM23 152H22V153H23ZM27 152H28V151H27ZM33 152H34V151H33ZM35 152H36V151H35ZM37 152H38V151H37ZM39 152H40V151H39ZM82 152H83V150H82ZM94 152H95V151H94ZM96 152H97V151H96ZM99 152H102V151L99 150ZM114 152H115V151H114ZM130 152H132V151L130 150ZM136 152H134V153H136ZM144 152H145V151H144ZM168 152H169V151H168ZM172 152H173V151H172ZM207 152H208V151H207ZM210 152H211V151H210ZM210 152H208V154H209ZM215 152H216V151H215ZM256 152H258V151H256ZM263 152H264V151H263ZM5 153H6V152H5ZM31 153H32V152H31ZM40 153H41V152H40ZM42 153H41V154H42ZM49 153H50V152H49ZM52 153H55V152H53V150H52ZM106 153H108V152L106 151ZM117 153H118V152H117ZM138 153H139V151H138ZM142 153H143V152H142ZM142 153H141V154H142ZM164 153H167V152H164ZM169 153H170V152H169ZM169 153H168V154H169ZM190 153H191V152H190ZM248 153H249V152H248ZM8 154H9V153H8ZM45 154H47V153H45ZM50 154H51V153H50ZM50 154H49V156H50ZM63 154H64V153H63ZM77 154H78V153H76V155H77ZM90 154H91V153H90ZM100 154H101V153H100ZM131 154H133V153H131ZM139 154H140V153H139ZM151 154H152V153H151ZM159 154H160V153H159ZM172 154H173V153H172ZM176 154H177V153H176ZM193 154H194V153H193ZM229 154H230V152H229ZM259 154H260V153H259ZM28 155H29V154H28ZM38 155H39V154H38ZM69 155H70V154H69ZM79 155H80V154H79ZM82 155H83V153H82ZM103 155H104V154H103ZM111 155H112V154H111ZM119 155H120V154H119ZM119 155H118V156H119ZM161 155H162V154H161ZM166 155H167V154H166ZM166 155H165V157H166ZM179 155H180V154H179ZM212 155H213V154H212ZM216 155H217V153H216ZM216 155H214V156H216ZM243 155H245V154H243ZM243 155H241V156H243ZM251 155H252V154H251ZM17 156H18V155H17ZM17 156H16V157H17ZM65 156H67V155H65ZM70 156H71V155H70ZM77 156H78V155H77ZM77 156H75V157H77ZM80 156H81V155H80ZM90 156H91V155H90ZM100 156H101V155H100ZM112 156H113V155H112ZM118 156H117V157H118ZM122 156H123V155H122ZM154 156H155V155H154ZM173 156H175V155H173ZM173 156H172V157H173ZM182 156H183V155H182ZM192 156H193V155H192ZM192 156H190V157H192ZM200 156H201V155H200ZM200 156H199V157H200ZM217 156H218V155H217ZM245 156H246V155H245ZM249 156H250V153H249ZM262 156H263V155H262ZM10 157H11V156H10ZM10 157H9V158H10ZM35 157H36V156H35ZM42 157H43V156H42ZM50 157H51V156H50ZM50 157H49V158H50ZM75 157H73V158H75ZM84 157H85V155H84ZM84 157H83V158H84ZM103 157H104V156H103ZM114 157H116V156H114ZM133 157H134V156H133ZM135 157H136V156H135ZM159 157H160V156H159ZM159 157H158V158H159ZM165 157H164V158H165ZM197 157H198V156H197ZM199 157H198V158H199ZM208 157H209V156H208ZM211 157H212V156H211ZM218 157H219V156H218ZM218 157H217V159H219ZM234 157H236V156H234ZM250 157H252V156H250ZM9 158H8V159H9ZM12 158H13V157H12ZM25 158H26V157H25ZM32 158H33V157H32ZM40 158H41V156H40ZM80 158H81V157H80ZM89 158H90V157H89ZM220 158H221V157H220ZM230 158H231V157H230ZM254 158H255V156H254ZM256 158H257V157H256ZM261 158H262V157H261ZM51 159H52V158H51ZM61 159H62V158H61ZM81 159H82V158H81ZM165 159H166V158H165ZM165 159H164V160H165ZM182 159H183V158H182ZM185 159H186V157H185ZM201 159H202V158H201ZM205 159H206V158H205ZM212 159L215 160L214 157H212ZM212 159H211V160H212ZM232 159H233V158H232ZM250 159H251V158H250ZM0 160H1V158H0ZM5 160H6V159H5ZM9 160H10V159H9ZM27 160H28V158H27ZM30 160H32V159H30ZM37 160H41V159H38V158H37ZM37 160H36V161H37ZM97 160H98V159H97ZM114 160H115V158H114ZM135 160H136V159H135ZM146 160H147V159H146ZM172 160H173V159H172ZM180 160H181V159H180ZM202 160H203V159H202ZM213 160H212V161H213ZM220 160H221V159H219V161H220ZM230 160H231V159H230ZM6 161H8V160H6ZM49 161H50V160H49ZM52 161H53V160H52ZM61 161H62V160H61ZM104 161H105V159H104ZM106 161H107V160H106ZM119 161L121 162V160H119ZM122 161H124V159H122ZM155 161H156V160H155ZM181 161H182V160H181ZM204 161H205V160H204ZM240 161H241V160H240ZM260 161H261V160H260ZM88 162H90V161L88 160ZM98 162H99V161H98ZM113 162H114V161H113ZM157 162H158V161H157ZM224 162H225V161H224ZM241 162H242V161H241ZM1 163L3 164L2 161H1ZM6 163H8V162H6ZM33 163H34V162H33ZM43 163H45V162H43ZM82 163H83V162H82ZM110 163H111V162H110ZM114 163H116V161H115ZM114 163H113V164H114ZM122 163H123V162H122ZM126 163H127V161H126ZM130 163H131V162H130ZM130 163H129V164H130ZM143 163L146 164V162H143ZM214 163H215V162H214ZM216 163H218V162H216ZM238 163H240V162H238ZM29 164H30V163H29ZM50 164H51V163H50ZM67 164H68V163H67ZM90 164H91V163H90ZM92 164L95 165L94 162H93ZM127 164H128V163H127ZM129 164H128V165H129ZM133 164H134V163H132V166H133ZM136 164H137V163H136ZM165 164H166V163H165ZM191 164H193V163H191ZM36 165H37V163H36ZM45 165H47V164H45ZM84 165H85V164H84ZM151 165H152V164H151ZM189 165H190V164H189ZM228 165H229V164H228ZM18 166H19V165H18ZM48 166H49V164H48ZM90 166H91V165H90ZM113 166H114V165H113ZM126 166H127V165H126ZM132 166H131V167H132ZM178 166H180V165H178ZM196 166H197V165H196ZM235 166H236V165H235ZM235 166H234V167H235ZM239 166H240V165H239ZM249 166H250V165H249ZM258 166H260V165H258ZM22 167H24V166H22ZM57 167H58V166H56L55 168H57ZM101 167H102V166H101ZM109 167H110V166H109ZM116 167H117V165H116ZM116 167H115V169H117ZM159 167H160V166H159ZM159 167H158V169H160ZM165 167H166V166H165ZM180 167H181V166H180ZM219 167H220V166H219ZM219 167H218V168H219ZM221 167H222V166H221ZM228 167H229V166H228ZM230 167H231V166H230ZM236 167H238V166H236ZM246 167H247V165H246ZM254 167H255V166H254ZM254 167H252V168H254ZM46 168H47V167H46ZM92 168H93V167H92ZM137 168H138V167H137ZM137 168H136V169H137ZM181 168H182V167H181ZM207 168H209V167H207ZM249 168H250V167H249ZM64 169H65V168H64ZM102 169H103V168H102ZM115 169H114V171H115ZM129 169H130V168H129ZM140 169L142 170V167H140ZM176 169H177V168H176ZM184 169H185V168H184ZM186 169H187V168H186ZM188 169H189V168H188ZM205 169H206V168H205ZM220 169H223V168H220ZM226 169H227V168H226ZM235 169H236V168H235ZM4 170L6 171V169H4ZM60 170H62V169H60ZM87 170H88V169H87ZM91 170H92V169H91ZM91 170H90V173H92ZM112 170H113V169H112ZM137 170H139V168H138ZM137 170H136V171H137ZM210 170H212V169H210ZM93 171H95V170H93ZM109 171H111V170H109ZM147 171H148V170H147ZM158 171H159V170H158ZM212 171H213V170H212ZM223 171H224V170H223ZM233 171H234V170H233ZM237 171H238V169H237ZM258 171H259V170H258ZM33 172H34V171H33ZM53 172H54V171H53ZM64 172H65V171H64ZM69 172H70V171H69ZM69 172H68V173H69ZM97 172H98V171H97ZM116 172H117V171H116ZM154 172H155V171H154ZM175 172H176V171H175ZM231 172H232V171H231ZM13 173H14V172H13ZM18 173H19V172H18ZM20 173H21V172H20ZM61 173H62V172H61ZM66 173H67V172H66ZM66 173H65V175H62V176H66V175H68V174H66ZM78 173H79V172H78ZM84 173H85V172H84ZM99 173H100V172H99ZM124 173H125V172H124ZM130 173H131V172H130ZM133 173H134V172H133ZM135 173H137V172H135ZM149 173H150V172H149ZM157 173H158V172H157ZM173 173H174V171H173ZM219 173H220V171H219ZM226 173H227V172H226ZM229 173H230V172H229ZM246 173H247V171H246ZM251 173H252V172H251ZM2 174H3V173H2ZM2 174H1V172H0V176H1ZM14 174H15V173H14ZM26 174H27V173H26ZM47 174H48V176H49L50 173L48 172ZM51 174H52V173H51ZM58 174H59V173H58ZM87 174H88V173H87ZM94 174H96V172H95ZM115 174H116L115 177L118 178V176H119L118 173H115ZM174 174H175V173H174ZM177 174H178V173H177ZM255 174L257 175L258 173L255 172ZM259 174H260V172H259ZM6 175H7V174H6ZM31 175H32V174H31ZM52 175H54V174H52ZM96 175H97V174H96ZM104 175H105V174H104ZM117 175H118V176H117ZM197 175H198V174H197ZM239 175H240V174H239ZM252 175H253V174H252ZM4 176H5V175H4ZM12 176H13V174H12ZM12 176H11V177H12ZM14 176H15V175H14ZM20 176H21V174H20ZM20 176H19V177H20ZM25 176H26V175H25ZM29 176H30V174H29ZM36 176H38V175H36ZM58 176H59V175H58ZM69 176H70V175H69ZM98 176H99V175H98ZM130 176H133V174L131 173ZM130 176H129V177H130ZM172 176H176V174H175V175H172ZM191 176H192V174H191ZM263 176H264V175H263ZM9 177H10V176H9ZM17 177H18V175H17ZM19 177H18V178H19ZM32 177H33V176H32ZM42 177H43V176H42ZM59 177H61V176H59ZM67 177H68V176H67ZM71 177H72V175H71ZM86 177H87V176H86ZM113 177H114V175H113ZM143 177H144V176H143ZM143 177H142V178H143ZM150 177H151V176H150ZM65 178H66V177H65ZM171 178H172V177H171ZM175 178H176V177H175ZM175 178H174V180H175ZM249 178H250V177H249ZM253 178H254V177H253ZM258 178H259V177H258ZM0 179H1V178H0ZM11 179H13V178H11ZM32 179H33V178H32ZM43 179H44V178H43ZM60 179H61V178H60ZM69 179H70V178H69ZM74 179H75V178H74ZM78 179H79V177H78ZM115 179H116V178H115ZM138 179H139V178H138ZM169 179H170V178H169ZM228 179H229V178H228ZM22 180H23V179H22ZM30 180H31V179H30ZM113 180H114V179H113ZM113 180H112V182H114ZM116 180L118 181V179H116ZM26 181H27V180H26ZM37 181H38V180H37ZM51 181H52V179H51ZM53 181H54V180H53ZM53 181H52V182H53ZM58 181H59V180H58ZM117 181H116V182H117ZM13 182H14V181H13ZM47 182H49V181H47ZM66 182H67V181H66ZM92 182H93V181H92ZM151 182H152V181H151ZM227 182H229V181L227 180ZM8 183H9V182H8ZM44 183H45V182H44ZM44 183H43V184H44ZM49 183H50V182H49ZM68 183H69V182H68ZM76 183H77V182H76ZM118 183H119V185H121L119 181H118ZM142 183H143V182H142ZM145 183H146V182H145ZM200 183H201V182H200ZM2 184H3V183H2ZM32 184H33V183H32ZM34 184H35V183H34ZM52 184H53V183H52ZM69 184H70V183H69ZM79 184H81V183H79ZM114 184H115V183H114ZM131 184L133 185V183H131ZM138 184H140V183H138ZM157 184H159V183H157ZM27 185H28V184H27ZM70 185H72V184H70ZM73 185H75V184H73ZM144 185H145V184H144ZM204 185H205V184H204ZM24 186H25V185H24ZM29 186H30V185H29ZM51 186H52V185H51ZM64 186H65V185H64ZM85 186H86V185H85ZM138 186H139V189H141V188H140V185H138ZM202 186H203V185H202ZM205 186H206V185H205ZM22 187H23V186H22ZM65 187H66V186H65ZM65 187H64V189H65ZM88 187H89V186H88ZM92 187H93V186H92ZM136 187H137V186H136ZM141 187H142V186H141ZM55 188H56V187H55ZM68 188H69V187H68ZM96 188H98V187H96ZM143 188H144V187H143ZM143 188H142V189H143ZM16 189H17V188H16ZM23 189H25V188H23ZM30 189H31V188H30ZM78 189H79V188H78ZM84 189H85V188H84ZM87 189H88V188H87ZM89 189H90V188H89ZM113 189H114V188H113ZM124 189H125V188H124ZM132 189H133V188H132ZM142 189H141V190H142ZM144 189H145V188H144ZM206 189H207V188H206ZM211 189H212V188H211ZM32 190H33V189H32ZM39 190H40V189H39ZM66 190H67V189H66ZM137 190H138V189H137ZM146 190H147V189H146ZM171 190H172V189H171ZM22 191H23V190H22ZM25 191H26V190H25ZM59 191H61V190H59ZM80 191L83 192V190H80ZM89 191H90V190H89ZM89 191H88V193H89ZM114 191H115V190H114ZM156 191H157V190H156ZM167 191H168V190H167ZM207 191H208V190H207ZM207 191H206V192H207ZM238 191H239V190H238ZM34 192H35V191H34ZM54 192H55V191H54ZM66 192H67V191H66ZM70 192H71V190H70ZM101 192H102V190H101ZM148 192H149V191H148ZM158 192H159V190H158ZM158 192H157V193H158ZM168 192H169V191H168ZM171 192H172V191H171ZM175 192H176V191H175ZM186 192H187V190H186ZM202 192H203V190H202ZM213 192H214V191H213ZM235 192H236V191H235ZM239 192H240V191H239ZM31 193H33V192H31ZM64 193H65V192H64ZM85 193H86V192H85ZM91 193H92V191H91ZM102 193H103V192H102ZM104 193H105V192H104ZM104 193H103V194H104ZM114 193H115V192H114ZM155 193H156V192H155ZM207 193H208V192H207ZM28 194H30V193H28ZM35 194H36V192H35ZM56 194L58 195V193L55 192V196L57 197V200L62 198V196H61V198H60V197L58 198V196H57ZM59 194H62V193H59ZM71 194H72V193H71ZM82 194H83V193H82ZM98 194H99V193H98ZM118 194H119V193H118ZM118 194H117V195H118ZM148 194H149V193H148ZM170 194H171V193H169V195H170ZM180 194H181V193H180ZM183 194H184V189H183ZM209 194H210V193H209ZM215 194H216V193H215ZM231 194H232V192H231ZM4 195H5V194H4ZM15 195H17V194H15ZM18 195H19V194H18ZM84 195H85V194H84ZM88 195H89V194H88ZM92 195H94V194H92ZM117 195H116V196H117ZM125 195H126V194H125ZM156 195H157V194H156ZM158 195H160V194L158 193ZM174 195H175V194H174ZM205 195H206V194H205ZM213 195H214V194H213ZM217 195H218V194H217ZM28 196H29V195H28ZM32 196H33V195H32ZM32 196H31V198H32ZM47 196H48V195H47ZM63 196H64V195H63ZM167 196H168V195H167ZM171 196H172V195H171ZM175 196H176V195H175ZM201 196H202V195H201ZM201 196H200V197H201ZM220 196L223 197L222 194H220ZM231 196H232V195H231ZM45 197H46V196H45ZM73 197H74V196H73ZM90 197H91V195H90ZM105 197H106V195H105ZM120 197H121V196H120ZM151 197H152V196H151ZM157 197H158V196H157ZM177 197H178V196H177ZM177 197H175V198L177 199ZM191 197H192V196H191ZM194 197H195V196H194ZM197 197H198V196H197ZM214 197H215V199H214V202H215V200H216V196H214ZM29 198H30V197H29ZM31 198H30V200H27V201H31ZM43 198H44V197H43ZM67 198L69 199V197H67ZM71 198H72V197H71ZM82 198H83V197H82ZM87 198H88V196H87ZM98 198H99V196H98ZM98 198H97V199H98ZM106 198H107V197H106ZM116 198H117V197H116ZM136 198H137V197H136ZM182 198H184V197H182ZM195 198H196V197H195ZM262 198H263V197H262ZM27 199H28V198H27ZM51 199H52V198H51ZM62 199H63V198H62ZM68 199H67V200H68ZM97 199H96V200H97ZM112 199H114V198H112ZM128 199H129V198L127 197V200H128ZM137 199H138V198H137ZM154 199H155V198H154ZM154 199H153V200H154ZM165 199H166V198H165ZM191 199L195 200L193 197H192ZM202 199H204V198H202ZM217 199H219V198H217ZM224 199H225V198H224ZM247 199H248V198H247ZM21 200H23V199H21ZM49 200H50V199H49ZM49 200H48V201H49ZM53 200H55V199L53 198ZM78 200H79V199H78ZM93 200H94V199H93ZM106 200H107V199H106ZM122 200H123V199H122ZM148 200H150V199H148ZM148 200H146V201H148ZM157 200H158V199H157ZM185 200H186V199H185ZM185 200H184V201H185ZM211 200H212V199H211ZM211 200H210V201H211ZM225 200H226V199H225ZM228 200H229V199H228ZM228 200H226V201H228ZM262 200H263V199H262ZM262 200H261V201H262ZM11 201H12V200H11ZM17 201H18V200H17ZM48 201H47V202H48ZM59 201H60V200H59ZM64 201L66 202V199H65ZM71 201H72V200H71ZM80 201H81V200H80ZM89 201H91V200H89ZM108 201H109V200H108ZM133 201H134V200H133ZM186 201H187V200H186ZM189 201H190V200H189ZM197 201H198V200H197ZM15 202H16V201H15ZM44 202H45V201H44ZM92 202H93V201H92ZM92 202H90V203L92 204ZM109 202H110V201H109ZM123 202H124V201H123ZM123 202H122V204H123ZM154 202H155V200H154ZM169 202H170V201H169ZM178 202H179V201H178ZM256 202H257V201H256ZM9 203H10V201H9ZM30 203H31V202H30ZM62 203H63V202H62ZM80 203H81V202H80ZM83 203H84V202H83ZM135 203H136V202H135ZM135 203L133 202V204H135ZM189 203H190V202H189ZM195 203H197V202H195ZM209 203H211V202H209ZM222 203H223V202H222ZM224 203H225V202H224ZM249 203H251V202H249ZM249 203H247V205H248ZM259 203H260V202H259ZM261 203H263V202H261ZM261 203H260V204H261ZM6 204H7V203H6ZM14 204H15V203H14ZM22 204H23V203H22ZM22 204H21V205H22ZM27 204H28V203H27ZM47 204H48V203H47ZM59 204H61V203L59 202ZM70 204H71V203H70ZM78 204H79V203H78ZM78 204H77V205H78ZM86 204H87V202H86ZM100 204H101V203H100ZM126 204H127V202H126ZM178 204H180V203H178ZM3 205H4V204H3ZM29 205H30V204H29ZM29 205H28V206H29ZM64 205H65V203H64ZM87 205H88V204H87ZM128 205H130V204H128ZM136 205H137V203H136ZM216 205H217V204H216ZM227 205H228V204H227ZM244 205H245V204H244ZM250 205H251V204H250ZM10 206H11V205H10ZM24 206H25V205H24ZM31 206H32V205H31ZM67 206H70V205L68 204ZM84 206H85V205H84ZM88 206H89V205H88ZM94 206H95V205H94ZM130 206H131V208H132V205H130ZM160 206H161V205H160ZM181 206H183V205H181ZM181 206H180V207H181ZM198 206H199V205H198ZM206 206H207V204H206ZM213 206H214V205H213ZM245 206H246V205H245ZM0 207H2L1 204H0ZM12 207H13V206H12ZM17 207H18V206H17ZM40 207H41V206H40ZM61 207H63V206H61ZM78 207H79V206H77V208H78ZM91 207H92V206H91ZM91 207H89V208L91 209ZM126 207H127V205H126ZM144 207H145V206H144ZM183 207H184V206H183ZM188 207H189V206H188ZM191 207H192V206H190V208H191ZM199 207H200V206H199ZM203 207H205V206H203ZM218 207H219V205H218ZM225 207H226V206H225ZM249 207H251V206H249ZM252 207H253V206H252ZM27 208H28V207H27ZM52 208H53V206H52ZM84 208H86V207H84ZM95 208H96V207H95ZM100 208H101V209H104V208H102V207H100ZM119 208H121V207H119ZM133 208H134V207H133ZM136 208H137V207H136ZM139 208H140V207H139ZM139 208H137V209H139ZM142 208H143V207H142ZM200 208H201V207H200ZM208 208H209V207H208ZM229 208H230V207H229ZM229 208H228V209H229ZM239 208H241V207H239ZM262 208H263V206H262ZM8 209H9V208H8ZM42 209H43V208H42ZM44 209H45V208H44ZM112 209H113V208H112ZM126 209H127V208H126ZM160 209H161V208H160ZM180 209H181V208H180ZM195 209H196V208H195ZM195 209H193V210H195ZM209 209H210V208H209ZM209 209H206V212H208L207 210H209ZM217 209H218V208H217ZM243 209H244V208H243ZM248 209H249V208H248ZM5 210H6V209H5ZM30 210H31V209H30ZM55 210H57V209H55ZM76 210H77V209H76ZM93 210H94V209H93ZM97 210H98V209H97ZM99 210H100V209H99ZM127 210H129V212H130L131 209H127ZM146 210H147V209H146ZM184 210H185V209H184ZM186 210H187V209H186ZM226 210H227V209H226ZM235 210H237V209H235ZM252 210H253V209H252ZM255 210H256V208H255ZM260 210H261V209H260ZM260 210H259V212H260ZM262 210H264V209H262ZM262 210H261V212H262ZM48 211H49V210H48ZM52 211H54V210H52ZM102 211H103V210H102ZM122 211H123V210H122ZM139 211H141V210H139ZM139 211H138V212H139ZM149 211H150V210H149ZM213 211H214V210H213ZM220 211H221V210H220ZM227 211H228V210H227ZM244 211H245V210H244ZM1 212H2V210H1ZM39 212H40V210H39ZM79 212H81V211H79ZM84 212H85V211H84ZM87 212H88V211H87ZM108 212H109V211H108ZM153 212H154V211H153ZM186 212H187V211H186ZM193 212H194V211H193ZM214 212H215V211H214ZM246 212H247V211H246ZM251 212H252V211H251ZM2 213H3V212H2ZM15 213H16V212H15ZM19 213H20V212H19ZM68 213H69V212H68ZM68 213H67V215H68ZM88 213H89V212H88ZM93 213H94V212H93ZM136 213H137V212H136ZM151 213H152V212H151ZM154 213H155V212H154ZM184 213H185V212H184ZM187 213H189V212H187ZM201 213H202V212H201ZM201 213H200V214H201ZM210 213H211V212H210ZM227 213H228V212H227ZM238 213H239V211H238ZM253 213H254V212H253ZM256 213H257V212H256ZM9 214H10V213H9ZM13 214H14V213H13ZM17 214H18V213H17ZM29 214H30V213H29ZM39 214H40V213H39ZM54 214H55V212H54ZM115 214H116V212H115ZM137 214H138V213H137ZM155 214L157 215V213H155ZM217 214H218V213H217ZM228 214H229V213H228ZM232 214H233V212H232ZM247 214H248V212H247ZM247 214H246V215H247ZM36 215H37V214H36ZM65 215H66V214H65ZM106 215H107V214H106ZM147 215H150V214H148V211H147ZM147 215H145L144 217H146ZM151 215H152V214H151ZM151 215H150V216H151ZM159 215H160V214H159ZM215 215H216V214H215ZM221 215H222V216H225L224 214H221ZM230 215H231V214H230ZM230 215H229V216H230ZM239 215H240V213H239ZM239 215H238V216H239ZM256 215H257V214H256ZM260 215H264V212H263L262 214H260ZM9 216H11V215H9ZM55 216H58V215H55ZM89 216H90V214H89ZM127 216H128V215H127ZM160 216H161V215H160ZM182 216H183V215H182ZM197 216H198V217H201V216H199V215H197ZM206 216H207V214H206ZM218 216H219V215H218ZM226 216H227V215H226ZM234 216H236V215H234ZM14 217H15V215H14ZM21 217H22V215H21ZM61 217H62V216H61ZM84 217H85V216H84ZM84 217H83V218H84ZM118 217H119V216H118ZM144 217H142V218H144ZM151 217H152V216H151ZM164 217H165V216H164ZM183 217H184V216H183ZM185 217H186V213H185ZM188 217H189V216H188ZM208 217H209V215L207 216V218H208ZM231 217H232V216H231ZM248 217H249V216H248ZM256 217H257V216H256ZM263 217H264V216H263ZM12 218H13V217H12ZM12 218H11V219H12ZM19 218H20V217H19ZM88 218H91V217H88ZM115 218H116V217H114L113 219H115ZM119 218H120V217H119ZM124 218H125V217H124ZM124 218H123V219H124ZM140 218H141V217H140ZM148 218H150V217H148ZM148 218H147V219H148ZM162 218H163V217H162ZM191 218H192V217H191ZM195 218H196V217H195ZM195 218H194V219H195ZM207 218H206V219H207ZM210 218H211V217H210ZM210 218H208L207 220H212V218H211V219H210ZM213 218H216V217H213ZM232 218H233V217H232ZM249 218H250V217H249ZM37 219H38V218H37ZM44 219H45V218H44ZM70 219H71V218H70ZM77 219H78V218H77ZM79 219H80V218H79ZM81 219H82V218H81ZM95 219H96V216H95ZM180 219H181V218H180ZM184 219H186V218H183L182 220H184ZM196 219H197V218H196ZM219 219H220V218H219ZM225 219H226V217H225ZM244 219H245V218H243V220H244ZM252 219H253V217H252ZM17 220H18V219H17ZM22 220H23V219H22ZM27 220H28V219H27ZM64 220H65V219H64ZM66 220H67V219H66ZM101 220H102V219H101ZM126 220H127V219H126ZM128 220H129V219H128ZM149 220H150V219H149ZM153 220H154V219H153ZM162 220H163V219H162ZM199 220H200V219H199ZM201 220L204 222V219H201ZM215 220H216V219H214V221H215ZM227 220H228V219H227ZM258 220H259V219H258ZM41 221H43V220H41ZM74 221H75V220H74ZM85 221H86V220H85ZM165 221H166V220H165ZM175 221H176V220H175ZM180 221H181V220H180ZM185 221H186V220H185ZM188 221H189V220H188ZM191 221H193V219H192ZM191 221H189V222H191ZM202 221H201V222H202ZM214 221H211V222L208 221V222L212 224V222L214 223ZM216 221H217V220H216ZM236 221H237V220H236ZM236 221H234V222H236ZM6 222H7V221H6ZM15 222H16V220H15ZM22 222H24V221H22ZM22 222H20V223H22ZM54 222L56 223V221H54ZM76 222H77V221H76ZM79 222H81V221H79ZM87 222H88V221H87ZM96 222H97V221H96ZM128 222H129V221H128ZM132 222H133V221H132ZM147 222H148V221H147ZM150 222H151V221H150ZM161 222H162V221H161ZM203 222H202V223H203ZM208 222L206 221V222H204V223H207V224H208ZM230 222H231V221H230ZM234 222H233V223H234ZM254 222H255V221H254ZM24 223H25V222H24ZM68 223H69V222H68ZM68 223H67V224H68ZM77 223H78V222H77ZM81 223H82V222H81ZM99 223H100V222H99ZM99 223H98V224H99ZM122 223H123V220H122ZM130 223H131V222H130ZM159 223H160V221H159ZM163 223H164V221H163ZM167 223H168V222H167ZM173 223H174V222H173ZM185 223H186V222H185ZM220 223H221V222H220ZM12 224H13V221H12ZM16 224H17V222H16ZM25 224H26V223H25ZM56 224H57V223H56ZM123 224H124V223H123ZM132 224H134V223H132ZM180 224H181V223H180ZM180 224H179V226H181ZM183 224H184V223H182V226H183ZM192 224H193V222H192ZM198 224H199V222L197 223V225H198ZM207 224H204V225H207ZM248 224H249V223H248ZM253 224H254V223H253ZM257 224H258V223H257ZM263 224H264V223H263ZM0 225H1V224H0ZM73 225H74V224H73ZM73 225H71V226H73ZM82 225H84V224L82 223ZM128 225H129V224H128ZM163 225H165V224H163ZM187 225H188V224H187ZM208 225H209V224H208ZM218 225H220V224H218ZM242 225H243V224H242ZM14 226H15V225H14ZM19 226H20V225H19ZM62 226H64V224H63ZM76 226H77V225H76ZM86 226L89 227L87 224H86ZM92 226H93V224H92ZM101 226H102V225H101ZM101 226H100V227H101ZM108 226H109V224H108ZM110 226H111V225H110ZM165 226H166V225H165ZM168 226H169V225H168ZM182 226H181V227H182ZM194 226H195V224H194ZM199 226H200V225H199ZM201 226H202V224H201ZM220 226H221V225H220ZM227 226H228V225H227ZM238 226H239V225H238ZM240 226H241V225H240ZM9 227H10V226H9ZM9 227H8V228H9ZM27 227H28V226H27ZM79 227H80V226H79ZM79 227H78V228H79ZM81 227H82V226H81ZM87 227H86V228H87ZM93 227H94V226H93ZM95 227H96V226H95ZM119 227H121V226H119ZM119 227H118V228H119ZM126 227H129V226H126ZM135 227L137 228V225H136ZM141 227H142V226H141ZM146 227H148V225H147ZM184 227H185V225H184ZM186 227H188V226H186ZM204 227H205V226H204ZM210 227H211V226H210ZM217 227H218V226H217ZM217 227H216V228H217ZM235 227H236V226H235ZM235 227H234V228H235ZM250 227H251V226H250ZM57 228H58V227H57ZM91 228H92V227H91ZM118 228H117V229H118ZM133 228H134V225H133ZM148 228H149V227H148ZM150 228H151V227H150ZM188 228H189V227H188ZM225 228H226V227H225ZM228 228H230V226H229ZM252 228H253V227H252ZM260 228H261V227H260ZM1 229H2V228H1ZM1 229H0V230H1ZM11 229H12V228H11ZM50 229H52V228H50ZM92 229H94V228H92ZM123 229H124V228H123ZM166 229H167V228H166ZM166 229L164 228V230H166ZM176 229H177V228H176ZM189 229L191 230V228H189ZM202 229H203V228H202ZM206 229H207V228H206ZM219 229H220V228H219ZM226 229H227V228H226ZM235 229H236V228H235ZM248 229H249V228H248ZM52 230H53V229H52ZM62 230H63V229H62ZM75 230L77 231L78 229H75ZM82 230H83V229H82ZM95 230H97V229L95 228ZM95 230H94V231H95ZM182 230H183V229H182ZM227 230H229V229H227ZM249 230H250V229H249ZM26 231H27V230H26ZM32 231H33V230H32ZM78 231H79V230H78ZM85 231H86V230H85ZM89 231H90V230H89ZM120 231H121V230H120ZM153 231H154V230H153ZM156 231H157V229H156ZM193 231H194V229H193ZM193 231H192V233H194ZM207 231H209V230H207ZM207 231H206V232H207ZM216 231H218V230L216 229ZM219 231H220V230H219ZM9 232H10V231H9ZM80 232H81V230H80ZM90 232H91V231H90ZM95 232H97V231H95ZM104 232H105V231H104ZM190 232H191V231H190ZM209 232H210V231H209ZM234 232H236V231H234ZM251 232H253V231H251ZM10 233H11V232H10ZM12 233H15V232H12ZM17 233H18V232H17ZM22 233H23V232H22ZM63 233H64V232H63ZM75 233H76V232H75ZM78 233H79V232H78ZM81 233H82V232H81ZM98 233H99V232H98ZM107 233H108V232H107ZM119 233H120V232H119ZM123 233H124V232H123ZM125 233H126V232H125ZM133 233H134V232H133ZM237 233H238V232H237ZM7 234H9V233H7ZM25 234H26V233H25ZM36 234H37V233H36ZM66 234H67V233H66ZM76 234H77V233H76ZM105 234H106V233H105ZM105 234H104V235H105ZM108 234H109V233H108ZM120 234H121V233H120ZM120 234H119V235H120ZM129 234H130V233H129ZM186 234H187V233H186ZM190 234H191V233H190ZM194 234H195V233H194ZM200 234H203V231H202V233H201V231H200ZM200 234H199V235H200ZM204 234H205V233H204ZM208 234H209V233H208ZM211 234H212V236H213V233H211ZM211 234H210V235H211ZM215 234H217V233L214 232V236H215ZM228 234H229V233H228ZM228 234H227V235H228ZM232 234H233V233H232ZM263 234H264V233H263ZM28 235H29V234H28ZM45 235H46V234H45ZM84 235H85V234H84ZM98 235H99V234H98ZM115 235H116V233H115ZM124 235H125V234H124ZM131 235H132V234H131ZM131 235H130V236H131ZM145 235H146V233H145ZM176 235H177V234H176ZM180 235H181V234H180ZM205 235H206V234H205ZM233 235H234V234H233ZM15 236L18 237L17 235H15ZM29 236L31 237L32 235H29ZM43 236H44V235H43ZM47 236H48V235H47ZM73 236H74V239H75V235H73ZM92 236H93V235H92ZM107 236H108V235H107ZM125 236H126V235H125ZM130 236H129V237H130ZM152 236H153V235H152ZM152 236H151V237H152ZM160 236H161V235H160ZM181 236H182V235H181ZM189 236H190V235H189ZM207 236H208V238H209V235H207ZM212 236H211V237H212ZM214 236H213V237H214ZM218 236H219V235H218ZM218 236H217V237H218ZM221 236H222V235H221ZM225 236H226V235H225ZM231 236H232V235H231ZM231 236H230V237H231ZM235 236H236V235H235ZM237 236H238V235H237ZM249 236H250V235H249ZM33 237H34V235H33ZM60 237H61V236H60ZM94 237H95V236H94ZM97 237H98V236H97ZM119 237H120V236H119ZM161 237H162V236H161ZM199 237H200V236H199ZM204 237H205V236H204ZM213 237H212V238H213ZM230 237H229V239H228L229 241H230ZM3 238H4V237L2 236V239H3ZM19 238H20V237H19ZM40 238H41V237H40ZM46 238H47V237H46ZM99 238H100V236H99ZM116 238H117V237H116ZM116 238H114L115 241H116ZM121 238H123L122 235H121ZM141 238H142V237H141ZM143 238H144V237H143ZM173 238H174V237H173ZM185 238H186V237H185ZM187 238H188V237H187ZM190 238H191V237H190ZM205 238H206V237H205ZM235 238H236V237H235ZM12 239H13V238H12ZM22 239H23V238H22ZM33 239H34V238H33ZM35 239H36V238H35ZM35 239H34V240H35ZM62 239H63V238H62ZM70 239H71V238H70ZM70 239H69V240H70ZM79 239L83 240L84 238H83V239H82V238H79ZM89 239H91V238H89ZM117 239L119 240V238H117ZM181 239H182V237L180 238V240H181ZM193 239H194V238H193ZM197 239H198V238H197ZM199 239H200V238H199ZM199 239H198V240H199ZM4 240H5V239H4ZM9 240H10V239H9ZM23 240H24V239H23ZM29 240H30V239H29ZM44 240H45V239H44ZM63 240H64V239H63ZM120 240H121V239H120ZM120 240H119V241H120ZM127 240H129V238H128ZM140 240H142V239H140ZM140 240H139V241H140ZM143 240H144V239H143ZM143 240H142V241H143ZM150 240H151V239H150ZM150 240L148 239L147 241L150 242ZM152 240H153V237H152ZM154 240H155V239H154ZM154 240H153V242H154ZM156 240H157V239H156ZM164 240H165V239L163 238V241H161V243H163ZM188 240H190V239L188 238ZM195 240H196V239H195ZM211 240H212V239H211ZM218 240H219V239H218ZM256 240H257V239H256ZM13 241H14V240H13ZM26 241H27V240H26ZM35 241H36V240H35ZM38 241H39V240H38ZM64 241H66V239H65ZM70 241H72V240H70ZM84 241L86 242L87 239H85ZM113 241H114V240H113ZM129 241H130V240H129ZM142 241H141V242H142ZM159 241H160V240H159ZM167 241H168V240H167ZM167 241H166V242H167ZM178 241H179V237H178ZM191 241H192V240H190V242H191ZM203 241H204V240H203ZM231 241H235V239H234V240H231ZM236 241H237V240H236ZM5 242H6V241H5ZM5 242H4V243H5ZM19 242H21V241L19 240ZM29 242H31V241H29ZM33 242H34V241H33ZM54 242H55V241H54ZM82 242H83V241H82ZM97 242H98V241H97ZM155 242H156V241H155ZM157 242H158V241H157ZM174 242H175V241H174ZM181 242H182V241H181ZM187 242H188V241H187ZM190 242H188V243H190ZM209 242H210V241H209ZM221 242H222V241H221ZM221 242H220V244H219V243H218V244L221 245ZM10 243H11V242H10ZM13 243H14V242H13ZM43 243H44V242H43ZM66 243H67V242H66ZM79 243H80V241H79ZM83 243H84V242H83ZM83 243H82V244H83ZM87 243H88V242H87ZM110 243H111V242H110ZM128 243H129V242H128ZM144 243H145V242H144ZM147 243H148V242H147ZM161 243H160V244H161ZM167 243H168V242H167ZM183 243H184V242H183ZM195 243H196V242H195ZM195 243H194V244H195ZM198 243H199V242H198ZM200 243H201V242H200ZM203 243H204V242H202L201 245H203ZM206 243H208V241H207ZM216 243H217V241H216ZM223 243H224V242H223ZM227 243H228V242H227ZM230 243H231V242H230ZM22 244H23V242H22ZM85 244H86V243H85ZM194 244H193V245L190 244V245H192V247H193ZM208 244H209V243H208ZM208 244H207V245H208ZM210 244H212V243H210ZM232 244H233V243H232ZM245 244H246V242H245ZM20 245H21V243H20ZM25 245H26V244H25ZM51 245H52V244H51ZM56 245H58V244H56ZM62 245H63V244H62ZM69 245H70V244H69ZM73 245H74V244H73ZM146 245H147V244H146ZM161 245H162V244H161ZM164 245H165V244H164ZM164 245H163V246H164ZM196 245H197V244H196ZM204 245H205V244H204ZM233 245H235V244H233ZM233 245H232V246H233ZM241 245H242V244H241ZM9 246H10V244H9ZM15 246H16V245H15ZM32 246H33V245H32ZM83 246H84V244H83ZM89 246H90V245H89ZM101 246H102V245H101ZM142 246H143V245H142ZM147 246H148V245H147ZM147 246H146V248H147ZM152 246H153V245H152ZM159 246H160V245H159ZM163 246H162V247H163ZM169 246H170V245H169ZM169 246H168V248H169ZM178 246H179V245H178ZM224 246H225V245H224ZM226 246H227V245H226ZM235 246H236V245H235ZM3 247H4V246H3ZM18 247H19V246H18ZM21 247L24 248L25 246H21ZM46 247H47V246H46ZM94 247H95V246H94ZM106 247H107V246H106ZM188 247L190 248V246H188ZM188 247H187V248H188ZM204 247H205V246H204ZM204 247H203V248H204ZM208 247H210V246L208 245ZM219 247H220V246H219ZM222 247H223V246H222ZM222 247H221V248H222ZM227 247H228V246H227ZM36 248H37V247H36ZM100 248H101V247H100ZM187 248H186V249H187ZM189 248H188V249H189ZM197 248H198V246H197ZM205 248H206V247H205ZM213 248H214V247H213ZM213 248H212V249H213ZM225 248H226V247H225ZM228 248H229V247H228ZM234 248H235V247H234ZM234 248H233V249H234ZM11 249H12V248H11ZM13 249H14V248H13ZM18 249H19V248H18ZM30 249H31V248H30ZM42 249H43V248H42ZM54 249H55V248H54ZM76 249H77V248H76ZM108 249H109V247H108ZM144 249H145V248H144ZM147 249L149 250V248H147ZM150 249H151V246H150ZM153 249H154V247H153ZM160 249H161V248H160ZM162 249H163V248H162ZM164 249H167V248H164ZM164 249H163V250H164ZM186 249H184L183 251L185 252ZM188 249H187V251H190V250H188ZM200 249H201V248H200ZM209 249H211V248H209ZM209 249H208V251H210ZM212 249H211V251H212ZM214 249H216V248H214ZM214 249H213V251H214ZM230 249H231V248H230ZM230 249H228V250H230ZM233 249H232V250H233ZM247 249H248V248H247ZM247 249H246V250H247ZM257 249H258V248H257ZM257 249H256V250H257ZM7 250H9V249H7ZM19 250H20V249H19ZM24 250H25V249H23V251H24ZM31 250H32V249H31ZM105 250H106V249H105ZM121 250H122V249H121ZM155 250H156V248H155ZM176 250H177V249H176ZM195 250H196V248H195ZM203 250H204V249H203ZM221 250H222V249H221ZM228 250H227V251H228ZM11 251H12V250H11ZM14 251H15V250H14ZM44 251H45V253H46V250H45V249H44ZM82 251H83V250H82ZM85 251H88V250H85ZM117 251H118V250H116V252H117ZM124 251H125V250H124ZM164 251H165V250H164ZM193 251H194V250H193ZM208 251H207V252H208ZM213 251H212V252H213ZM224 251H225V250H224ZM224 251L222 252V251H219V250H218L217 253H218V252H219V253L222 252V253L224 254ZM244 251H245V250H244ZM254 251H255V250H254ZM254 251H253V253H254ZM28 252H29V251H28ZM73 252H74V251H73ZM106 252H107V251H106ZM119 252H120V251H119ZM119 252H118V254L121 253V252H120V253H119ZM130 252H131V251H130ZM144 252H145V251H144ZM148 252H149V251H148ZM156 252H157V251H156ZM159 252H161V251H159ZM165 252H166V251H165ZM175 252H177V251H175ZM184 252H182V253H184ZM196 252H197V251H196ZM196 252H194V253H196ZM250 252H251V251H250ZM257 252H258V251H257ZM3 253H4V252H3ZM17 253H18V252H17ZM31 253H32V252H31ZM36 253H37V252H36ZM77 253H78V252H77ZM86 253H87V252H86ZM110 253H111V252H110ZM112 253H113V252H112ZM114 253H115V252H114ZM178 253H179V252H178ZM178 253H177V254H178ZM202 253H204V252H202ZM202 253H201V254H202ZM228 253H229V251H228ZM232 253H233V252H232ZM12 254H13V253H12ZM53 254H54V253H53ZM53 254H52V255H53ZM63 254H64V253H63ZM124 254H125V253H124ZM132 254H133V253H132ZM148 254H149V253H148ZM158 254H159V253H158ZM168 254H169V253H168ZM184 254H185V253H184ZM186 254H187V252H186ZM189 254H190V253H189ZM201 254H199V255H201ZM212 254H213V253H212ZM225 254L227 255V253H225ZM225 254H224V255H225ZM241 254H242V252H241ZM247 254H248V253H247ZM254 254H255V253H254ZM1 255H2V254H0V256H1ZM19 255H20V254H19ZM29 255H31V254L29 253ZM73 255H74V254H73ZM111 255H112V254H111ZM113 255H114V254H113ZM126 255H127V254H126ZM130 255H131V254H130ZM155 255H157V254H155ZM155 255H154V258H155ZM165 255H166V254H165ZM170 255H171V254H170ZM172 255H173V254H172ZM172 255H171V256H172ZM187 255H188V254H187ZM187 255H186V256H187ZM190 255H191V254H190ZM190 255H189V257H190ZM216 255H217V254H216ZM218 255H219V254H218ZM224 255H222V256H220V257L222 258ZM259 255H260L259 260H260L261 262L264 261V247H263V250L260 251ZM259 255H258V256H259ZM5 256H6V255H5ZM97 256H98V255H97ZM97 256L95 255V257H97ZM108 256H110V255L108 254ZM123 256H124V255H123ZM135 256H137V255H135ZM150 256H151V255H150ZM166 256H167V255H166ZM171 256H170V258H171ZM235 256H236V255H235ZM237 256H238V255H237ZM240 256H241V255H240ZM242 256H243V254H242ZM252 256H253V254H252ZM256 256H257V255H256ZM31 257L33 258L34 256H31ZM36 257H37V256H36ZM46 257H47V256H46ZM95 257H94V259H95ZM99 257H100V256H99ZM99 257H98V258H99ZM112 257H113V256H112ZM114 257H115V255H114ZM124 257H125V256H124ZM148 257H149V256H148ZM148 257H147V258H148ZM157 257L160 258L159 256H157ZM196 257H197V256H196ZM203 257H205V256L203 255ZM209 257H210V259H211V256H209ZM248 257H250V256L248 255ZM0 258H1V257H0ZM9 258H10V257H9ZM26 258H27V257H26ZM75 258H76V256H75ZM98 258H97V259H98ZM136 258H137V257H136ZM158 258H157V259H158ZM170 258H168V259L170 260ZM177 258H178V257H177ZM197 258H201V257L198 256ZM206 258H207V257H206ZM212 258H213V257H212ZM214 258H215V256H214ZM214 258H213V259H214ZM232 258H233V257H232ZM237 258H238V257H237ZM22 259H23V258H22ZM85 259H86V258H85ZM97 259H96V260H97ZM99 259H100V258H99ZM108 259H109V258H108ZM108 259H107V260H108ZM111 259H112V258H111ZM123 259H125V258H123ZM131 259H132V258H131ZM133 259L135 260V258H133ZM140 259H141V258H140ZM148 259H149V258H148ZM178 259H180V257H179ZM181 259H182V257H181ZM181 259H180V260H181ZM183 259L186 260V258H183ZM191 259H192V261H193V257H192ZM191 259H190V260H191ZM194 259H195V258H194ZM210 259H209V260H210ZM216 259H217V258H216ZM218 259H219V258H218ZM230 259H231V258H230ZM233 259H234V258H233ZM240 259H241V258H239V260H240ZM242 259H243V257H242ZM250 259L252 260V258H250ZM54 260H55V259H54ZM112 260H114V259H112ZM129 260H130V259H129ZM134 260H133V261H134ZM141 260H142V259H141ZM159 260H161V259H159ZM159 260H158V261H159ZM163 260H164V259H163ZM163 260H162V261H163ZM165 260H166V259H165ZM165 260H164V261H165ZM188 260H189V259H188ZM190 260H189V261H190ZM209 260H208V261H209ZM221 260H222V259H221ZM221 260L219 259V262H220ZM225 260H226V259H225ZM225 260H223V263H224ZM236 260H237V259H236ZM251 260H250V261H251ZM259 260H258V261H259ZM12 261H13V260H12ZM43 261H44V260H43ZM99 261H100V260H99ZM102 261H103V260H102ZM102 261H101V262H102ZM146 261L148 262V261H150V260H146ZM154 261H155V260H154ZM171 261H172V259H171ZM177 261H178V260H177ZM189 261H185L186 264H187V262H189ZM197 261H198V259H197ZM210 261H212V260H210ZM210 261H209V262H210ZM213 261H214V260H213ZM241 261H242V260H241ZM24 262H25V260H24ZM26 262H27V261H26ZM93 262H94V260H93ZM111 262H112V261H111ZM114 262H115V261H114ZM160 262H161V261H160ZM160 262H159V263H160ZM182 262H183V260H182ZM204 262H205V261H204ZM244 262H245V261H244ZM251 262H252V261H251ZM261 262H260V263H261ZM40 263H42V262H40ZM91 263H92V262H91ZM94 263H95V262H94ZM94 263H93V264H94ZM102 263H103V262H102ZM112 263H113V262H112ZM130 263H131V262H130ZM139 263H141V261H140ZM151 263H152V258H151ZM162 263H163V262H162ZM162 263H161V264H162ZM176 263H177V262H176ZM190 263H191V262H190ZM199 263H200V262H199ZM202 263H203V261H202ZM211 263H213V262H211ZM223 263H222V264H223ZM225 263H226V262H225ZM241 263H242V262H241ZM248 263H249V262H248ZM248 263H247V261L245 262V264H248ZM2 264H3V263H2ZM20 264H21V263H20ZM50 264H51V263H50ZM61 264H62V263H61ZM87 264H88V263H87ZM95 264H97V263H95ZM105 264H106V263H105ZM153 264H155V263H153ZM180 264H181V263H180ZM191 264H192V263H191ZM204 264H206V263H204ZM207 264H209V263L207 262ZM220 264H221V262H220Z\"/></svg>","mask_w":264,"mask_h":264}]
</instances>
